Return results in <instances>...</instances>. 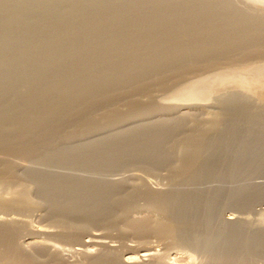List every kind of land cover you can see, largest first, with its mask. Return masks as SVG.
<instances>
[{
	"label": "rangeland",
	"instance_id": "374dc122",
	"mask_svg": "<svg viewBox=\"0 0 264 264\" xmlns=\"http://www.w3.org/2000/svg\"><path fill=\"white\" fill-rule=\"evenodd\" d=\"M56 1L59 2V0H56ZM81 1H83V0H81ZM81 1L78 0L76 2L79 3ZM113 1H114L113 3L115 6L114 7L112 6L110 9L105 7L104 8L105 10L103 9L102 13H104L105 16H109L110 14H112L113 11H116V10H118V11L121 10V12L124 11L122 13H125V15L127 14V16H128V17L126 16V19L128 21L125 22V24L128 23V25H127V27L126 26H123V27H124V29L125 28H132L133 31H132V35L128 36L130 38V40H128L129 38L127 37L128 38V39L126 38L127 40L125 38L122 39L123 42H121L122 41L121 40L118 43L111 42V44L112 43L115 45L119 44L118 46L121 47V45L123 43L127 45V43H129L127 41H130L131 42L130 44H133V42L135 44H137V42H139L141 39H143V41L145 39V41L147 40L146 41L147 45L148 44L149 45L145 46L146 43H144L145 45H142L143 43L139 42L140 45L137 44L136 45L137 48L139 46L140 47L143 46L142 48H143V50H145V52L143 51V53H144V55L148 56V57L147 56H144V57H147V59L151 60V62L153 61V59L156 60V61L152 62L150 67L147 65L148 67L143 66V68H140V69L138 68L139 71L142 69L140 71L141 73L144 70V72L142 74L140 73L142 78H139L140 76L139 77L137 76L136 78L133 79L134 81H132V79L129 76H125L124 80L127 77L126 80L131 81L132 83L128 82V81L123 82L124 81L123 80L124 71L121 70L122 69L121 68V69H118L119 71H117L116 73L122 74V72H123L122 75L119 74L118 76H116L117 74L115 73V76H114V77H116V78H114L115 80L113 78L112 79L110 78L108 80V78H107L108 76L106 77V75H110V73L106 74L107 72H103V71H105V69H106V71L109 69L104 68V67H102V68L99 67L101 69L100 70L98 68L100 70L99 74L103 75L105 73V76L103 75L105 78V81L107 80L106 82H108L110 85L114 86V84H113V80H114V83L116 82L115 86L114 87L112 86V88L109 89L108 88L109 84L105 83V84H108V85H105L102 82L103 86L106 87L105 91H104V88L102 86H100L102 88H98L99 85L102 84V83L99 84L100 82H98V81H101L103 78L101 75H99L100 79H98V81L96 80L98 82V84L96 86H98V87H96V86L92 87L91 86L92 91L94 92L96 88L98 89V90L96 89L97 91H100L102 89L100 91V94L102 91L105 94L102 93L101 95H103V96H101L99 93H97V91H95L97 93L95 95L99 94L100 96L98 95L97 97L95 96V98H94L93 92L90 91L91 89H89V91L92 92L91 96L93 95L91 97V99L89 97V99L87 100V98L85 99V97H82V100H83L82 101L81 97L78 98L82 102H80V101L78 102V99H76V100L73 99L74 102L70 101L73 104H70V102H69L68 106L63 107V110H65V111L62 110V112L59 111L62 109V107L59 110H57L59 107H53L55 109L50 108V102L47 101L49 97L47 98V96H49V94H54V95L56 94L55 96H59L60 97V98L58 97L59 99L63 98V99H61L60 102H62V103L66 102L65 100H69V98L73 96L72 95V94H74L73 92L75 91V93H76L77 90H79V87L81 86V84L85 83V82H83L84 80H82V78H84L86 80V78L88 77L87 73H82V74L80 73L81 75L79 74L78 76L76 74L77 79L81 78L80 79L81 82L76 80V76H75L74 81H68L65 77H58L59 79H57L56 77H55L56 79L53 78L47 84L48 86H46V89L49 92L47 94V96H45L46 95L45 93H37L38 94V96H37V94H35L34 92H25L24 88H26L27 85H30V83H31L30 79H27L28 81L27 80L24 81V79L21 77L22 74L25 75V72H26L25 70L28 69V68H26V67H28L26 65H23L24 70L22 69V67L18 69L19 75L15 74L16 72H18L16 70H10L9 71L10 72V73H8L9 77L10 78H11V76L17 77L16 78L17 80L15 79L11 84H8L6 86L0 85V86H2L1 87L2 90L0 89V92L4 91L3 88L5 89V91L3 93H0V138L5 139V140L4 139L0 140V230L5 229L6 231H9V234H10L8 237V239L10 241L9 240L7 241L8 246H6L5 248L8 247L10 250L12 249L13 252H11L7 248L10 251V255L13 256V254H14V256L17 255V257L18 256L20 257L21 264H25V262H27L26 264H28L29 260H33V261L35 260L34 264H95L98 262L100 263L106 259H107V261L110 262V264H206V263L209 264L208 263L209 259L214 254L215 248L217 246H219L222 242H224L229 237L234 223H240V224L244 225L245 228L249 229L250 231H253V230L257 231L258 229L264 230V196L261 198L262 200L259 199L258 201L250 203L251 205L250 204L248 205V203H246L247 201L243 202L245 204L239 205L240 203H242L241 201H244V199L246 197L251 196V198H252V196H253V198H255V196L261 194L262 190H264V156H263L264 155L263 154V151H264V142H263L264 141V133H262L264 131V83H263L264 82V74H263V72H264V69H263L264 68V39H261V37L264 38V34L262 33V32H264V30H262V28L264 29V25H263L264 23H262V22H264V18L262 15H264V14H261L262 12H264V0H246V1L241 0L239 2H238V0H231L232 2H229L230 0H226L230 4L232 3L231 4L232 6L234 3L233 8L230 6L229 7L227 6L229 8V11L225 9L227 7H225L226 1L224 2V0H222V1L217 0L218 2H215L216 1L215 0V1H213V2H215L214 4H212L213 2L211 0H207L206 6H204L206 0H204L205 2L204 1L197 2L195 0L198 6L196 5V3L193 0H190V1H193L198 8L194 5L193 2H190L188 0L189 3H191L194 6V9L196 8L195 10L193 8H191V7H193L191 4H190L191 6L188 5V1L185 3V0H178V1L173 0V3H172V5H170V8L172 6L174 9L176 8V11L172 8H171V10H172L171 11L169 7L164 5V2H163L164 0H161L162 1L161 3L160 2H153V5L150 4L149 7H151V9H149V8L147 9L146 8L147 5H143L144 8H142L143 6H141V8H142L141 10L143 11L142 13H140L141 12L139 9L140 7L137 8L138 5L137 6L131 5L130 6L131 9H130V7L126 6L128 8V10H127L125 6H124L125 8H123V6H121V4L123 5V3H124V2H122L123 0H121V1L117 0L118 1L117 3L121 2L119 4V7H118L117 3L115 2L116 0H113ZM208 1L210 3L212 2L211 4L214 5V7H218V8L214 9V7L209 6L210 3H208ZM219 1H221V2H219ZM234 1H236L237 4ZM243 2L244 3L246 2V5L249 4L248 5L249 9H247L248 7L246 8V5ZM183 3L187 4L189 7L185 8V5ZM219 3H222L221 7L224 10L220 6H218ZM156 4L158 6H160L159 4H161V6H165V7L169 8V10L167 8H166L167 10H165V7H162V8H164V14L165 15H163V12H161V10H162V9L160 10L161 7H156L157 9L155 8V10H156V12H158L160 10V13L162 16H169L168 18H171L172 22H173L174 18H176V19L181 18V20H183V17H184L186 20L188 18H189L188 20H190L189 16H191V20L196 19L197 20L196 22H198V23L195 22L196 24H195V27H193V29L195 28L197 31L194 30V32H197V33H194V32L192 33V35L195 34L194 35L195 37L192 36L190 33L189 34L192 36V38L190 35L188 36L187 33L184 34L185 30H186V32H188L187 30H189V28H190V27L187 28L188 22L187 21L184 22L185 19L182 22L187 23V24L180 23L179 26H174V23H173V25H170L171 20L167 21L169 19H167L166 17H162L163 18L162 19L159 12L157 14L153 13V12H155V10L153 11V9L156 6ZM235 4H236V6H235ZM67 5L68 4H64L65 7L61 6V7L57 8L56 11H59V14L61 12L60 15H62V11H61L62 8H63L62 10L64 13L70 11L71 9H68V8H70L71 6H70V4L68 6ZM227 5H229V4H227ZM237 5H239V6H237ZM135 6H136V8H135ZM201 6H203V7L208 6V7L205 9L200 8V9H203L201 12V10L199 9V7H201ZM132 7H134L133 10L135 9L134 11L136 12V14L134 11H131ZM209 7H212L211 8L212 10L208 9ZM241 7H242V9H241ZM178 8H181L178 10L180 13L177 12ZM183 8H185L187 11H185ZM234 8H235V10L239 9L238 11L241 14L245 11L246 16H250L253 14H255L257 16H259L258 14H260L261 16L259 18V17L254 15V17L250 16L253 18L248 17L249 18L248 19V18H246V16H244L245 13H243V17L240 18V20H238L239 22H237L236 24L233 23V25H232V23L229 22V21H231V19H229V18H232L231 16H233L231 14L237 15V13H239L238 11L234 12L235 11ZM48 9H49L48 7H47V9H44V11L46 10L45 12L41 9H38V10H40L39 14L45 15L46 13H50L52 9H50V11ZM85 9L86 8H84L83 10H85ZM107 9H108V11H107ZM122 9H125L127 12L125 10H122ZM145 9H146V12L149 11L147 13V15L149 14V16H151V17H149V16L147 17V15L145 13ZM198 9L201 12V14H199L200 17L196 13V11ZM206 9H207V11H206ZM220 9H222L223 11H221ZM111 10H112V12H111ZM192 10L195 11V13L197 14L195 16L196 18L193 17V19H192V14H193ZM231 10H234V11H231ZM240 10H243V12ZM247 10H250L251 12L247 11ZM56 11H54V12L58 13ZM138 11H139V13H137ZM150 11H153V12H150ZM166 11H168V13ZM210 11H211V13H210ZM219 11L221 13L214 15V12L217 13ZM227 11L229 13H227ZM83 12L84 11H82V13ZM92 12H93V10L91 11V13L87 12L89 14V15L87 14L88 16L86 15V13H85V15H84V13L82 14L84 16V17L82 16L84 21H86V19H87L86 22H89V21L91 22L92 18L95 17L94 15L96 13V12L95 13L94 12L92 13ZM172 12H174L175 14L178 13L177 15H180V16H176ZM184 12H186V14H184ZM189 12H191V13H189ZM200 12H198V13H200ZM205 12L206 13L208 12L207 15L205 14ZM132 13L135 14V16L132 15ZM144 13H145V15H143V18H142V14H144ZM151 13L155 14L156 19L153 16V18L155 19L154 20L155 23H154V21L153 22L151 21V20H153V18H152L153 14L150 15ZM187 13H189V15H187ZM222 13L225 15V17H228V18L222 19L224 17L222 15ZM248 13H249V15H248ZM91 14H93V15H91ZM137 14L138 15L140 14V15L137 16ZM202 14H204L205 17L204 16L202 17ZM209 14H211V15L213 14L212 16H214V17H212ZM227 14H230V15L228 16ZM241 14H239L238 16L241 17L242 16ZM25 15L28 18L31 14L28 15V13H25ZM40 15H38V17L35 16L34 18H36V19H34L33 17L31 19L38 21V23H40L41 19H42V18L39 19ZM157 15L160 18V21H158L159 19H158V17H156ZM218 15H220V16L218 17ZM144 16L151 19L149 21L151 23V25H150V27L147 26L146 30L151 28L149 31H151V30H153L154 32L157 31L155 34L152 33L153 32L152 31L151 32L152 34H150V35L154 36L158 33V35H156V36L161 38L160 41L162 40V38H166V37L168 39H170L171 42L168 41L167 43H164L162 41V43H159V44H161L162 46L167 48L172 43L170 46L171 48L168 47L169 50H172V47H174L172 51H169V52H172V54H171L172 57H170V58L169 57H163L164 54H162L161 50H158L159 51V53H158L157 50L152 49V46L155 45L156 43L151 42V41H153L151 39H155L154 37H156V36H154V37L150 36L151 38L146 36L145 38H143L146 35L145 32L144 33L141 32L142 35H140V34L136 35V33H134V32L141 30V24L140 25H138V24L142 23V20H144V19L147 20L146 17H144ZM181 16H183V17H181ZM216 16L219 19L221 18V20H219V21H218V18L216 19L218 22L223 21V23H222L223 25H224V23H226L225 26H223L221 24V22L219 23V26L221 24V26H223L224 28H220L221 26L217 27L215 24V22H217V21L214 22L215 25L212 23ZM186 17H188V18H186ZM164 18L166 19L165 23H164ZM204 18H205V20H202ZM244 18H246V20H243ZM161 19H162V22H161ZM227 19H229V20L227 21ZM253 19H257V20H253ZM156 20H157V22H156ZM248 20H250L251 22ZM260 20H261V22H260ZM226 21L230 24H228ZM131 22L133 24L134 23L137 24V22H139V23L137 25L134 24L135 25L134 26L131 24ZM158 22L159 23L161 22L160 26H159ZM166 22H169V23H167L168 26H167ZM207 22H209V24L212 23L213 26L216 27V29L212 26V24L210 26L207 25ZM246 22L249 24H247ZM253 22L254 23L257 22L259 24L261 23L262 28L260 29V25L257 23H256L257 24L256 25ZM163 23L166 26L163 25ZM243 23H246V24H243ZM199 24L201 25V27L199 26ZM205 24H206V26H208V27H206L207 29L204 28ZM253 24L255 26H257V28ZM145 25H147V24H145ZM197 25L199 26V28ZM227 25H230L229 27H231V25H232V28L231 29L228 28ZM236 25H237V28L235 27ZM242 25H244L243 29H241ZM251 25H253V26H251ZM136 26H137V28H135ZM139 26H140V28H139ZM158 26L159 27L163 26V28L161 27L163 33L161 32L160 28L157 29ZM184 26L186 27V29ZM233 26L235 28H233ZM20 27H21V25L20 26L18 25L16 27H14V29H13L14 30L13 32L15 34H16V32L18 34L23 33V34H21V36L17 40H15V42H13V44H8V45L4 44L3 45L2 42H3V38H4L5 33L3 31H0V36H1L0 46H5V45L7 46V47H1L0 48V50H1L0 53L2 52L0 54L1 56L6 55L5 51L7 50V48H12L11 46H15V45L18 47L22 46L23 48L26 46V48H27L26 54L27 53L30 54V56L29 55H26V56L31 57L35 54V51H38V49L40 47L41 48L44 47L46 50L48 48V51H47L48 55L51 54V53H49V51L50 50L53 51V49L55 48V46L57 47V45L64 46L65 48H67V50L70 49V47L71 48L75 47L74 50H76L77 53L80 54L79 52L82 50V47L87 46L88 43H91L92 45L95 43L96 46H100L98 43L102 42V41L88 42L86 40H82V43H81L80 38L76 41H73L70 38H67L65 41L59 42L57 40L55 41V39H54V40H51V42L54 44L56 42V44L54 46L50 41L42 43V41L41 40L39 41V39H37L35 41L32 39V36H35L37 34L36 32L38 30L35 27V25H33L32 27H30L28 30H26L24 32H21ZM166 27H167L168 32H169V30L171 31V35H172V33H173V35L175 34V37L172 36L173 37L172 38L171 36H169L170 32L169 33H166L167 31L165 32ZM183 27H184V30H183ZM209 27L210 28L213 27L212 31ZM225 27H226V29H225ZM238 27H241L240 29L242 31L238 30ZM252 27H254L256 29L254 30ZM115 28H116V26L114 27V29ZM119 28H121V27L116 28V30ZM180 28H182L184 33L179 32ZM217 28L218 29L220 28V29L217 30ZM17 29L19 30V32ZM172 29L175 32H172ZM198 29H200V30H198ZM158 30H160L161 33H159ZM229 30L231 33L229 32ZM232 30H234L235 33L232 32ZM256 30L258 32L261 31L263 36H261L260 32L258 33L260 35L256 34L257 33V32L255 33ZM199 31H201V33ZM206 32H207L208 36L212 35L214 41H213V39L212 40L209 39L212 37L209 36V38H208V36L205 35ZM240 32H242V33H241V35H239V38H238L237 34H240ZM137 33H139V32H137ZM164 33H166V34H164ZM113 34H115V33H113ZM134 34L136 35L135 39L133 38L135 36ZM148 34L149 33H147V35ZM198 34H200V35H198ZM201 34H202L203 38H205V36H207V39H204L205 42H202V44L199 42H195V43H197V45H200V47L199 46L197 47L194 45V41H196V38L198 40V36L201 37ZM224 34H226V35H224ZM227 34H229L231 37ZM177 35L179 38L178 37L176 38ZM186 35H187V37H186ZM196 35H198V36H196ZM252 35H253V38L252 39L250 38V40H254L256 42L250 41L251 43H248V42L246 43V41L249 39V38H247V36L251 37ZM138 36L140 39L136 40V39H138L137 38ZM218 36H220V38ZM227 36H229L230 38L229 37L227 38ZM255 36L257 37V39ZM147 37L150 39L149 43H148ZM174 38H176V40L179 41V43L174 41L173 40ZM190 38L191 39L195 38V39L192 42V40L190 41ZM215 38H217V39H215ZM235 38L238 39L239 42H237V40ZM242 39H243V41H242ZM30 40L32 42H30ZM215 40H216V43L219 42L218 43L219 47L221 44L225 43L226 46H225V44H223V47L221 45L222 48L225 49V47H226L229 49V47H230V49H231V46L235 47V48L234 49L232 48L229 51H227L228 49L227 50L225 49L224 50L225 52H224L221 47H220V49H218V47H217L218 44L215 43L216 44L215 47L218 49L215 51L214 50L215 47H213ZM223 40H224V42H223ZM232 40H234V42H232ZM28 41H29L30 45L28 44ZM83 41H84V44H83ZM181 41H184V43ZM189 41H190L192 46L189 44ZM24 42H26V44ZM125 42H127V43H125ZM207 42H209L210 44L208 43L209 44L208 45ZM220 42H221V44H220ZM226 42H230V43H226ZM109 43L110 42L107 41V42H102V44L101 43L100 44H101V46H105V45L108 46L107 44H109ZM182 43L184 44L183 45L184 47H187L186 49L182 46ZM231 43L234 45L236 43H238L239 45L236 44L237 46L236 45L234 46V45H231ZM245 43H246V45H245ZM39 44H40V46H39ZM43 44H45V45L43 46ZM81 44H83L82 47H80ZM91 44H89V45H91ZM111 44H109V46H113V44L112 45ZM124 44L122 47L125 49L126 46ZM205 44H206V47H203V46H205ZM211 44H213V45H211ZM77 45H79V46H77ZM201 45H203V46H201ZM36 46L38 49L35 48ZM48 46H52V47H48ZM128 46H133V45H128ZM180 46L183 47L182 50H180L181 49ZM210 46H212L213 49ZM227 46H229V47H227ZM241 46H242V48H241ZM32 47H33V49H32ZM147 47H148L149 51H146V50H148ZM175 47L180 50V51H178V55L181 56L182 55L181 53H183V55L185 57L183 55L181 57H179L178 55L176 56L177 52L175 51L176 54L174 52ZM189 47H191V48L195 47V48H194V50H193V48L190 50ZM50 48H53V49H50ZM144 48H146V49H144ZM188 48L190 51L193 50V52H189ZM197 48H198V50H195ZM4 49H5V51H4ZM184 49H185V51L183 52ZM187 50L189 53L186 52ZM209 50L211 53L209 52ZM219 50H221V51H219ZM150 51L151 52L157 51V52H154L155 54L153 53L154 54L153 55ZM201 51L202 52L204 51L205 54H204V52L200 53ZM212 51H215V52H212ZM146 52L151 53V54H146ZM206 52L209 54H207ZM160 54H162V57H158V56H161ZM185 54H187V55H185ZM196 54H197V56H196ZM201 54L203 56L204 55L205 56L203 57ZM48 55H47V57H48ZM156 55H158V56L156 57ZM130 57H134V59H132ZM135 57L136 56H133V54L129 55V57L126 58V60H125V62L126 61L127 62L126 63L124 62V66L127 65V67H128L129 64L131 66H132V64L134 65L133 62L136 61ZM188 57H190L191 59ZM48 58H50V57H48ZM162 58H164L163 64L165 63V61L167 62V64L165 63L166 65L164 64L165 67L163 66V64L162 65L160 64V63H162ZM165 58H167V60ZM178 58H179V60H177ZM180 58H182V59L180 60ZM186 58H187V60H185ZM108 60H107V62L109 64L111 62L110 60H112V59L108 57ZM159 60H160V62H159ZM191 60H193V61H191ZM181 61H183V62H181ZM187 61L189 63H187ZM157 62H159V63H157ZM111 64H112V62H111ZM171 64H173V65H171ZM152 66L155 70L152 69ZM161 66H162V68H161ZM146 68H147V70H146ZM157 68H158V70H156ZM21 69H22V71H24L23 73H21L22 72ZM102 69H103V71H102ZM120 71H122V72H120ZM254 71H256V73ZM11 72H13V73H11ZM109 72H110V70H109ZM258 72H260V73L262 72V74L259 73V75H257ZM143 74H144V76H143ZM242 76L245 77V80ZM246 76H248V77H246ZM254 77H255V79H257V81L254 80ZM260 77H261V79H260ZM104 78H103V81H104ZM209 78H211V80L213 82V84H212V82H210V88H209L210 91H208V95H209L208 97L210 99L208 97H206V98L201 97L202 100H201V98H199L198 100H194V101L191 100V102L187 101V100H189V98L191 96V94H190V92H192L191 89L195 88L194 85L201 84V83H199L200 80H201L200 82H202V83L204 81H209ZM246 78H248V79H246ZM252 78L256 82H254L253 80H250L248 82V80L252 79ZM258 78H259V81H258ZM110 80H112V84L110 83L111 82ZM75 81H77V83ZM96 81L94 80L95 83H97ZM117 81L121 82V83L118 82L120 84V86L117 84ZM50 82H51V84H50ZM55 82H56V84L59 85L60 88L59 87L56 88V87L52 86L53 84H55ZM61 82H62V84L60 85ZM252 82H254L255 85ZM27 83H29V84H27ZM75 83H76L77 87L75 86ZM95 83H94V85H95ZM124 83H125V85H124ZM128 83H130V84H128ZM245 83H247V85H245ZM248 83H249V85H248ZM116 84L119 87H117ZM192 84H194L193 88H190L192 86ZM251 85H253V86H251ZM61 86H64V87L66 86L65 88H67V90H69V91L71 90L72 93L71 92L68 93L69 91H67L66 89H64V87H61ZM70 86L72 87V89H70V88L68 89V87H70ZM242 86H247V87H242ZM249 86L252 87V89H250ZM16 87H17V89H16ZM248 89H249V91H246ZM179 90H180V92H178ZM240 90H241V92H240ZM6 91L8 93H5ZM242 91H243V93H242ZM185 92L187 93V95L189 97H187ZM237 93L240 94L241 96H243L245 94L246 95L243 97H240L237 95ZM1 94L3 96L5 95V97H3ZM42 94L44 96H42ZM7 95L9 97H7ZM30 95H31L30 98H33V99H30L28 97ZM184 95H186V96H184ZM248 95H249V97H248L249 99H248V101L246 100L247 101L246 102L243 99H247L246 97ZM34 96H36V97H34ZM179 96H181V97L183 96V97L181 98ZM231 96L232 97L235 96V97L232 99ZM23 97L25 98V100L27 102L24 101L25 102L24 103L22 101V100H24ZM19 98H22V100H20ZM28 98H29V100H28ZM92 98H94V99H92ZM227 98H229V99L227 100ZM236 98H238V102L237 103H231L232 106L229 103H227L229 105H227L225 103V101L231 102L233 100H236ZM241 98L243 101L241 100ZM185 99H186V101H185ZM13 100H14V103H13ZM51 100H53V98L49 99V101H51ZM91 100L94 102L92 103ZM249 100H250V102H249ZM2 101H4V102H2ZM6 101H8V102L6 103ZM15 101L18 102V105H17V103H15ZM37 102H40V103H37ZM75 102L77 104H75ZM241 102H243V103H241ZM223 103L227 107L225 105H223ZM14 104L17 106H14ZM20 104H22L23 106L19 107V106H21ZM33 104H34V107H33ZM37 104H39V105H37ZM43 104L49 105V108H48V105H45V106H47L46 109H48L47 112L45 111L46 109L44 108L45 106ZM80 104H83V105L85 104V106L87 104L86 108L84 109V110H86V109L88 110L87 114H86L87 110L86 111L83 110V108L85 106L80 105ZM89 104H90V106H89V108H87ZM185 104L186 105L189 104L190 106L186 107ZM40 105H42L43 107H41ZM92 105L94 107H92ZM235 105H237V107ZM29 106H31V107H29ZM38 106H40V107H38ZM69 106L70 107L72 106L70 108V111L72 109L71 112L68 111L69 109L67 110V108H69ZM74 106H76V107L78 106V107L77 108L75 107L74 108L75 110H74L73 109ZM36 107H37L36 110L32 109V108H36ZM29 108L33 110V111L31 110L32 112L36 111V114L38 112L37 110H39L40 108L41 109L44 108V110L40 109L41 112L39 111L40 113H38L37 116H33L36 114L31 113V111H29L30 110ZM12 110H14V111H12ZM49 110H52V111H49ZM53 110L54 111L57 110L58 114L56 112L54 113ZM80 111L81 112L83 111V113H81ZM42 112L47 114L48 120H46L47 118H45V119L40 118L41 116H44V115H41ZM49 112H52L53 114L52 113L50 114ZM63 112L67 113V117H66V113H65L64 114L65 118H62ZM68 112H70V114ZM84 112H85V115H88V116L83 115ZM80 113H81V115H78ZM21 114H23V115L25 114V117H22L23 115H21ZM54 114H56L55 116H57V118L54 116ZM13 115L18 116L20 119H18V120L13 119L12 118ZM68 115L71 117H69ZM4 116L7 117V119ZM50 116H53V118H55V120ZM77 116H80V118L77 119L78 118ZM35 117L40 118L41 120H39V121H42V122L35 124L33 128L29 127L31 129L27 128L26 125H27L28 121L31 119H35ZM59 117H61L62 119ZM68 117L70 120L73 119L74 122L72 120H71L72 122L69 120L71 123H69V121L62 123L64 120H67ZM85 117H87V118H85ZM242 117H243V119H242ZM1 118H3V120L5 118L7 123L5 120H4L5 122L3 123V120H1ZM84 118L86 120H84ZM88 118L90 119L89 120L90 125L88 124V121H87ZM58 119L60 120L59 122H58ZM92 119H93V121H92ZM77 120H79V122ZM83 120L85 123H83ZM90 121L92 122V124L90 123ZM256 121H258V122H256ZM55 122H58L56 128H55L56 124H54ZM259 122H261V123H259ZM5 123L7 125L8 124L9 125L6 127L3 126V124L5 125ZM20 123L23 124V126H21ZM48 123H49V125H48ZM59 123L60 124L62 123L63 126H62V124L60 125ZM213 123H215V124H213ZM216 123H217V125H216ZM39 124H41L43 126L41 127V125H39ZM84 124H87V126H89V127H87V126L85 127ZM19 125L21 128L19 127ZM59 125L62 126V128H60ZM213 125H216V126L213 127ZM9 126L11 128H9ZM24 126H26V127L24 128ZM49 126H51L49 129L51 131H53V129H54L55 133H54V131L51 132V131L47 130ZM246 126L249 127L248 130L250 133L256 134L254 132H257L258 134H256V135L258 137L262 136L263 138L260 137L261 139H259L257 137L259 140H256V135H253L255 137L254 138L252 135L248 136V135H250L249 132L243 133L245 131L242 130L241 127H243V129H244ZM2 127H4V129L6 128L5 130H9V131L12 128H14L13 130L10 131L11 133L13 132V134L15 133L14 135H12L14 138L10 135L11 133H9V136H8L7 133L9 131L6 132ZM15 128H17V129H15ZM35 128H36V130H34ZM256 128L257 129L259 128V130L261 129V131H259V130L255 131L254 129H256ZM32 129H33V131H32ZM200 129H202L201 131L203 133L205 131H207V133L205 132L207 135L205 134L206 136H204L206 138L203 137L205 139L206 143L207 142H208L207 144H209V143L213 144L214 143V145L222 143V148H223L222 151L224 153L221 157V160H220V163H219V166L217 169V174L215 176H213L209 182L206 183V191H205L204 197L202 196L198 200L196 199V190H195L192 182L187 181L185 184H183L181 186L183 188V190H186V194H188V197H189V200L186 204V217H187L186 219L188 222L190 233L193 236L195 234L198 235L200 237V240H201L198 247L195 245H192V246L185 245L181 242L177 243V241H174L171 239H163V238L156 236V235H153V234H150V235H146V234L145 235H134L133 233L127 232L128 229L126 230L124 225H121V224L119 225V223H116L115 224L116 226L115 225L112 226L113 224L110 222H108L107 224L102 222V224L100 223L101 225H99V223L94 224L91 226V228L89 227L86 230V232H88V233H86L84 230L85 233L84 232L82 233L81 231L79 233L75 232V234L73 233V235L71 234L69 236H65L66 237L65 238V237H63V235H61L62 233H61L60 229L59 228L56 229V226H55V221L59 219L58 216L51 211L49 205H47L44 197L40 193L38 184L35 182V180H33L34 178L31 177L32 175H30V170L33 169V166L35 167V165H33V164H36V165L39 164V165H37V168L40 169L43 167L44 170L47 168L46 170H49V171L54 173V172H58L59 169H57V167L54 168V167L50 166L53 163L55 164V163H59L63 160L65 161L66 157H71V156L75 157L77 153H79V154H77V156L78 155L79 156L78 157L76 156L78 159L82 158V156L85 158L93 159L94 157H91V156H96V155L98 156V154L100 152H102V151H96V150H100V149L105 150V148L107 151H114L115 152V150H113V147H115L116 151L118 153L121 152L122 155H125L124 157H121L122 160L128 159L129 158L128 154L132 155L135 153V152L132 153L129 150L130 148L133 150V147H131V145L132 144L135 145V143H137V140H138V138H140V135H141V134L139 135V133H141V131H143V134H142L143 136H141V138L139 139V140H141V142L138 141V143L139 142L140 143L139 144L137 143L136 146H140V144H141L145 148H147V150L149 149L147 151L143 146L142 147L140 146L141 150H142L141 151L142 154L147 153L149 157H146V156L142 157L141 156V159H139V157L136 158L134 156V158L136 159V160H134V158H132V156H130L133 160L125 162V165L121 163L122 165L119 164V165H117L118 167L115 166L113 168L112 167L109 168L108 171L114 170L115 172L110 171L109 172V173H111L110 176H109V174H106V175H108L106 180H110L108 184H107V181H105V178H106L105 175H103L105 177L104 178L103 176H101L97 173H94L91 171L89 173V171H87L88 174H86V176L88 175V177H90L91 176L90 174L93 173L94 176L97 174L96 177H99L100 179H102L101 181H105L106 183L102 182L105 185H109L112 182L111 184H113L114 187L117 188L116 198H118L119 200L121 198L123 199V198H127V197L130 198L131 197L130 204L126 209L122 210L120 207L118 209V212H117V210H115V214H116V217L118 219L120 218V214H121V216H123V213L126 212L127 214H129V217L131 218L132 221H137L138 219L141 220L142 218L146 219V217H147V219H150L151 222H153L157 225H163V226L172 225V222H173L172 218L166 212L164 207L159 204V201H162V199L163 200L168 199L169 197L172 198V195H173L175 189L177 188L176 185L179 182V178L175 174V169L178 168V166L180 164V159H178L179 154H180L179 153L180 144H182L184 142L187 143L190 140H192L193 137L201 135L202 132L200 131ZM208 129H209V131H208ZM233 129H234V131L236 130L238 134L236 133V131L235 132L233 131V133H231ZM60 130H62V131H60ZM248 130H246V131H248ZM30 131H32V132H30ZM46 131L48 134L51 133L50 137H49L50 139L53 137L54 138L51 140L49 138L47 139V137L49 135L46 133ZM56 131H57V133H56ZM58 131H60V133ZM24 132H26V133H24ZM52 133H54V134H52ZM134 133H136V136L134 135ZM137 133H138V135H137ZM195 133H196V135H195ZM239 133H240V135H239ZM55 134H58V135L54 136ZM131 134H133V136ZM234 134H236V135H234ZM241 134L242 135L246 134L245 135L246 138H244V135L242 138ZM208 135H211L210 136L211 138ZM230 135H233V137H230ZM5 136H7L6 137L7 139H9V143H6L7 145L5 144V142H8V140L5 138ZM15 136L16 137L20 136V138L19 137L16 138ZM22 136L24 137V139L21 140ZM28 136H29V139H28ZM126 136H128L127 139H126ZM237 136H239V137H237ZM40 137H42L43 139L45 138L44 139L45 144H44L43 139ZM152 137H154V138H152ZM229 137H230V139H229ZM247 137H249V139H247ZM250 137H252V138H250ZM31 138H33V139H31ZM121 138H123L122 140H124V141H122ZM130 138H132V140ZM233 138H234V140L238 139V141L235 140L236 141V143H235ZM11 139H12V144H11ZM38 139L41 140L43 145H45V146H43L41 144V141H39ZM212 139L214 142L212 141ZM242 139L243 140L247 139L249 142L247 140L243 141ZM262 139H263V141H262ZM3 140H4V142H3ZM46 140H49V141L47 142ZM127 140L129 141V143H127L128 142ZM159 141H160V143H158ZM218 141H219V143H218ZM239 141H241V144H239L241 146V148H240L241 150L244 148L243 146H245V144H246V146L248 145L250 147L249 149L252 148L253 151L255 150L254 152L252 150H250V151H252V153H250V151L247 152L248 153L247 155L249 157L253 153L256 155V153L259 154L260 152H262V154L261 153L259 155L257 154L258 158L255 159L256 160L255 164H254L255 166L253 165L254 167H252L250 170H248V172H246V174H251L249 177L252 176L249 180H247L248 186L244 187V188L242 187L241 190L236 191L234 189L235 184L233 183V181H235V180H232L231 177H232V173L235 169V167H234L235 163L237 165V163L239 161L238 157L240 158V154H241V153L239 154V150H240V149L238 150L239 147L238 148L236 147V144H238L237 142H239ZM253 141H255L254 142L255 144L253 143ZM116 142H121L124 147H122V144H120V143L118 144ZM132 142H135V143H132ZM144 142H146V143H144ZM243 142H245V143H243ZM256 142L258 144H256ZM19 143L22 145L27 143L28 146H29V144H31L32 146L31 145L30 146L32 147V149L30 148V146H29V148L31 150L27 147V145L21 146ZM100 143L102 145H104V148ZM1 144H2V146H1ZM18 144H19V147L17 146ZM33 144H34V146H33ZM128 144H129V147H128ZM152 144H154L155 146ZM227 144H229V146L231 145L229 147L230 148L229 151L227 148L228 147ZM35 145H37L36 146L37 148L35 147ZM109 145H111V146H109ZM119 145H121V146H119ZM148 145H151L150 146L151 148L148 147ZM252 145H253V147H252ZM25 146H26V148H25ZM38 146H39V148H38ZM92 146H93V148L94 147H96V148H94V150H93ZM225 146H227V147L225 148ZM254 146H256L255 149H253ZM14 147H17L15 149L18 152L14 149ZM257 147L259 149L258 150L259 152L256 151ZM119 148H122L121 149L122 151ZM126 149H128V150H126ZM143 149H145V150H143ZM13 150H15V151L13 152ZM24 150L27 152H24ZM151 150H153V152ZM89 151H91V152H89ZM206 151L208 152L209 149H206ZM16 152L18 154H16ZM88 152L90 153V155ZM95 152L97 154H95ZM125 152H127V153L129 152V153L125 154ZM138 152H140V151H138ZM155 152L156 153L159 152L161 154L157 153L158 155L155 154L156 155L155 156L153 154ZM209 152L207 155H209ZM51 153H52V155H51ZM62 153H66V154L63 155ZM92 153L95 155H93ZM56 154H57L58 158H56L57 157V156H55ZM60 155H62V156H60ZM59 157H61L62 159ZM156 157H157V159L155 161V159H153V158H156ZM53 158L54 159L56 158V159L54 160ZM142 158H144V160ZM245 159H246V157H245ZM48 161L52 162L48 165V166H50L49 168H48L47 163H46ZM88 161H91V160H88ZM123 161H126V160H123ZM78 163L81 164V162H78ZM45 164L47 167L42 166ZM80 164H78V165H80ZM233 164H234V166H233ZM55 165L57 166L58 164H55ZM244 166H251V165H249V163H247V161H246L244 163ZM53 168H54V170H53ZM60 171H63V170H60ZM81 172L82 171H79L78 174L79 175L82 174L84 176V178H88L84 175V173H87V172H85V171H84V173H81ZM75 173H77V172H75ZM214 173H216V170L214 171ZM94 176L92 178H89V179H94L95 178ZM116 181H118V182H116ZM175 186H176V188H175ZM232 187H233V190H232ZM146 192H147V194H146ZM146 195H148V196H146ZM22 196L27 197V199L29 201L28 206H25V207L18 206L19 205L18 202ZM154 199H156V200H154ZM153 201L158 202V203H155ZM238 202H240V203L238 204ZM53 214H55V216ZM53 216H54V218H53ZM56 216H57V218H56ZM103 223H104V225H103ZM53 224L55 227L53 226ZM105 225L106 226L108 225L109 227L108 226L106 227ZM207 227L210 229V232H211V236L208 239H206V234H205ZM91 233H92V236H91ZM98 235H100V237H98ZM59 236H61V237H59ZM93 236H95V237H93ZM31 238L49 239V240H51L52 244L39 246L37 244H34L31 240ZM3 248L0 247V249H3ZM181 248H186L189 252V255H185V256H179L178 255L179 256L178 257L176 255V252ZM14 249L17 251H15ZM146 251L148 252V256L142 257L145 255L144 252H146ZM14 252H17L18 254L17 253L15 254ZM131 255H134V257H136V260H134L133 262L128 261L129 257H131ZM256 264H264V257H261L260 259H258Z\"/></svg>",
	"mask_w": 264,
	"mask_h": 264
},
{
	"label": "bare ground",
	"instance_id": "6f19581e",
	"mask_svg": "<svg viewBox=\"0 0 264 264\" xmlns=\"http://www.w3.org/2000/svg\"><path fill=\"white\" fill-rule=\"evenodd\" d=\"M76 1H78V0H59V2H57L56 0H0V31H3L5 34H4V38H3V42H2V44L4 45V44H6V45H8V44H13V42H15V40H17L20 36H21V34H23V33H20V34H18L16 31V34L13 32L14 30V27H16V26H20L21 25V27H20V30H21V32H24V31H26V30H28L30 27H32L33 25H35V27L38 29L37 30V34L35 35V36H32V39L35 41V40H37V39H39V41L41 40L42 41V43L44 42H48V41H50L51 42V40H54L55 39V41L57 40V41H59V42H62V41H65L67 38H70L71 40H73V41H76V40H78L79 38L81 39V43H82V40H86V41H88V42H96V41H102V42H110L109 44H111V42H113V43H118V42H120L123 38H127L128 36H131L132 35V31H133V29L132 28H125L124 29V27L123 26H126L127 27V25H128V23L127 24H125V22H127L128 20L126 19V16H127V14L125 15V13H122V12H124V11H122L121 12V10H116V11H113L112 12V10H111V12H112V14H110L109 16H105V14L104 13H102V11H103V9L105 8V7H107V8H111L112 6L114 7L115 5H114V1L113 0H83V1H81V0H79V1H81V2H76ZM119 1V0H118ZM117 0L115 1L116 3L118 2ZM121 1V0H120ZM174 1H176V0H174ZM178 1V0H177ZM188 0H185V3L187 2ZM190 1V0H189ZM189 1H188V5L189 6H191L192 4L191 3H189ZM195 3H196V1L197 2H202V1H204V0H193ZM193 1H190V2H193ZM212 2L213 1H215V0H211ZM222 1V0H221ZM221 1H219V2H221ZM226 0H224V2H225ZM239 1H241V0H238V2ZM246 1V0H245ZM122 2H124L123 3V5L121 4V6H123V8H125L126 6L127 7H130L131 5L133 6V5H138L137 6V8H139L140 9V13H142L143 11L141 10L142 8H144V6L143 5H147L146 6V8L148 9H151V7H149L150 6V4H152L153 5V2H162L161 0H123ZM164 2V5H166L167 7H169L170 8V5H172V3H173V0H164L163 1ZM184 2V1H183ZM193 2V3H194ZM205 2V1H204ZM203 2V3H204ZM211 2V3H212ZM215 2H218L217 0L215 1ZM215 2H213L212 4H214ZM229 2H232L231 0L229 1ZM229 2H227L226 1V3H225V7H234V3H233V6L229 3ZM235 3H236V1H234ZM121 3V2H120ZM120 3H117V5H118V7H119V4ZM185 3H183L184 5H185V8H188L189 6L187 5V4H185ZM195 3H194V5H195ZM202 3V4H203ZM208 3H210L209 1H208ZM209 4V6H212V7H214V5H212V4ZM223 3V2H222ZM222 3H219V5L218 6H222ZM244 3V2H243ZM64 4H70V8H68V9H71L70 11H68V12H66V13H64L63 12V8L61 9V11H62V15H60L61 14V12H60V14H59V11H56V9L57 8H59V7H61V6H63V7H65L64 6ZM149 4V5H148ZM155 4V3H154ZM158 4V3H157ZM156 4V6L154 7V9H153V11L155 10V8L156 7H161L160 8V10H161V12H163V15H165L164 14V8H162V7H165V6H161V4H159L160 6H158ZM163 4V3H162ZM191 4V5H190ZM200 4V3H199ZM221 4V5H220ZM224 4V3H223ZM227 4H229V5H227ZM237 4V3H236ZM236 4H235V6H236ZM240 4V3H239ZM245 5H246V2L244 3ZM67 5V6H68ZM151 5V6H152ZM196 5H197V3H196ZM195 5V6H196ZM207 5V0H206V2H205V4H204V6H206ZM217 5V4H216ZM215 5V6H216ZM249 5V4H248ZM248 5H246V8L247 9H249V6ZM125 6V7H124ZM136 6H135V8H136ZM141 6H143L142 8H141ZM187 6V7H186ZM193 6V5H192ZM198 6V5H197ZM196 6V7H197ZM237 6H239V5H237ZM241 6V5H240ZM47 7L49 8L48 10L50 11V9H52L51 10V12L50 13H44L45 15H43V14H39V11L40 10H38V9H41V10H43L44 11V9H47ZM126 7V9L128 10V8ZM167 7H165V10H169V8H167ZM184 7V6H183ZM208 7V6H207ZM207 7H203V6H201V7H199V9L200 8H207ZM212 7H209L208 9H211ZM219 7V8H220ZM225 8L226 10H228L229 11V8ZM245 7V6H244ZM243 7V8H244ZM84 8H86L85 10H83ZM133 8L134 7H132V10L131 11H134L133 10ZM167 8V9H166ZM171 8L172 9H174L172 6H171ZM171 8H170V10H171ZM185 8H183L185 11H187ZM191 8H193L194 9V6L193 7H191ZM198 8V7H197ZM216 8H218V7H214V9H216ZM222 8V7H221ZM121 9V8H120ZM130 9H131V7H130ZM157 9V8H156ZM179 9H181V8H178L177 9V12H179L178 10ZM196 9V8H195ZM194 9V10H195ZM198 9V10H199ZM223 9V8H222ZM222 9H220L221 11H223ZM231 9V8H230ZM238 9V8H237ZM241 9H242V7H241ZM67 10V9H66ZM93 10V12L95 13V17L94 18H92V20H91V22L89 21V22H86L87 21V19H86V21H84V19H83V13H84V15H85V13H86V15L88 14V13H91V11ZM105 10V9H104ZM122 10H125V9H122ZM138 10V9H137ZM144 10V9H143ZM160 10L158 11L159 13H160ZM175 11H176V8L174 9ZM173 10V11H174ZM196 11V13L198 14V16L200 17V15L199 14H201V12H202V10L203 9H200L201 10V12H200V10L199 11ZM212 10V9H211ZM234 10H235V8H234ZM234 10H231V11H234ZM239 10V9H238ZM238 10H235L234 12H236V11H238ZM245 10V9H244ZM28 11V12H27ZM46 11V10H45ZM44 11V12H45ZM54 11H56V12H58V13H55ZM82 11H84L83 13H82ZM107 11H108V9H107ZM110 11V10H109ZM126 11V10H125ZM148 11V10H147ZM153 11H150V12H153ZM172 11V10H171ZM170 11V12H171ZM206 11H207V9H206ZM209 11V10H208ZM227 11V13H229ZM240 11H242L243 12V10H240ZM247 11H250V10H247ZM254 11V10H253ZM38 12V13H37ZM88 12V13H87ZM92 12V13H93ZM106 12V11H105ZM127 12V11H126ZM130 12V11H129ZM135 12V11H134ZM133 12V13H134ZM149 12V11H148ZM148 12H146V9H145V13H146V15H147V13ZM158 12H156V10H155V12H153V13H158ZM167 13H168V11H166ZM198 12H200V13H198ZM226 12V11H225ZM233 12V13H234ZM239 12V11H238ZM251 12V11H250ZM249 12V13H250ZM25 13H28V15H30L28 18H27V16L25 15ZM41 13V12H40ZM64 13V14H63ZM132 13V15H134L135 16V14H136V12H135V14H133ZM137 13H139V11L137 12ZM145 13L144 14H142V18H143V15H145ZM153 13H151L150 15H152ZM172 13H174V12H172ZM180 13V12H179ZM183 13V12H182ZM189 13H191V12H189ZM189 13H187V15H189ZM192 19H193V17L194 18H196L195 16L197 15L196 13H195V11H193L192 10ZM208 13V12H207ZM207 13L205 12V14L207 15ZM210 13H211V11H210ZM213 13V12H212ZM218 13H221L220 11L219 12H214V15L215 14H218ZM243 13H245V11L243 12ZM243 13L241 14L240 12L239 13H237V15L236 14H231V15H233V16H231L232 18H229V19H231V21H229V22H231L232 23V25H233V23L234 24H236L237 22H239L238 20H240V18H242L243 17ZM249 13H248V15H249ZM259 13V12H258ZM48 14V15H47ZM55 14V15H54ZM59 14V15H58ZM129 14V13H128ZM178 14V13H177ZM177 14H175L174 13V15H176V16H180V15H177ZM184 14H186V12H184ZM239 14H241L242 16L241 17H239L238 15ZM252 14V13H251ZM261 14H264V12H262ZM38 15H40V17H39V19L40 18H42L41 19V22L40 23H38V21H35V20H32L31 18L33 17H35V16H37L38 17ZM57 15V16H56ZM89 15V14H88ZM87 15V16H88ZM91 15H93V14H91ZM140 15V14H139ZM138 14H137V16H139ZM160 15H161V13H160ZM159 15V16H160ZM186 15V16H187ZM209 15H211V14H209ZM213 15V14H212ZM211 15V16H212ZM222 15L224 16L222 19H224V18H228V17H225V15L222 13ZM221 15V16H222ZM228 16L230 15V14H227ZM226 15V16H227ZM254 15L255 14H253V15H250V16H253L254 17ZM259 16H257V15H255V16H257V17H259L260 18V14H258ZM56 16V17H55ZM83 16V17H82ZM131 16V15H130ZM149 16V14L147 15V17ZM153 16H154V18H155V14H153L152 15V18H153ZM204 16V14H202V17ZM210 16V17H211ZM220 15H218V17H219ZM244 16H246V13H245V15ZM250 16H246V18H248V17H250ZM263 16V18H264V15H262ZM128 17V16H127ZM144 17H146V16H144ZM146 17V19L147 20H142V23H139V22H137V24L138 25H140L141 24V30L140 31H137V32H139V33H137V32H134V33H136V35L138 34H140V35H142V33L141 32H145L146 33V35L143 37V38H145L146 36H148L149 38H151L150 36H153V35H150V34H152V33H156L157 31H153V30H151V31H149L150 29H148V30H146L147 29V26H149L150 27V25H151V23L149 22L151 19H149V18H147ZM149 17H151V16H149ZM156 17H158V15L156 16ZM162 17H166L167 19H169V20H167V21H170L171 20V18H168L169 16H162L161 15V18ZM181 17H183V16H181ZM190 17V20H188L189 18L188 17H186V18H188L187 20L183 17V20H181V18H178V19H176V18H174V20H173V22H172V20H171V24L170 25H173V23H174V26H179V24L180 23H183V24H187V23H184V22H188V27L187 28H189V30H187L188 32H186V30H185V33L183 32V30H184V27H183V30H182V28H180V31L179 32H183L184 34H186L187 33V35L189 36L190 34L192 35V33L194 32V30H196L195 28L193 29V27H195V24L196 23H198V22H196L197 20L195 19V20H191V16H189ZM205 17V16H204ZM207 17V16H206ZM212 17H214V16H212ZM211 17V18H212ZM217 16L215 17V19H214V21L212 22L213 24H214V22L215 21H217L216 19L218 18ZM253 17H250V18H253ZM153 18V20H151L152 22L156 19H154ZM246 18H244L243 20H246ZM262 18V17H261ZM34 19H36V18H34ZM126 19V20H125ZM149 19V20H148ZM159 19V20H158ZM158 21H160V18L158 17ZM163 19V18H162ZM162 19H161V22H162ZM184 19H185V21H184ZM210 19V18H209ZM229 19H227V21L229 20ZM249 19V18H248ZM157 20H156V22H157ZM165 18H164V23H165ZM202 20H205V18L204 19H202ZM219 20H221V18L219 19L218 18V21ZM226 20V19H225ZM233 20V21H232ZM242 20V21H243ZM252 20V19H251ZM253 20H257V19H253ZM35 21V22H34ZM131 21V20H130ZM175 21V22H174ZM182 21H184V22H182ZM217 21V22H218ZM226 21V22H227ZM248 21H250V20H248ZM259 21V20H258ZM263 21V20H262ZM133 22V21H132ZM131 22V24L132 25H134V24H136V23H132ZM160 22V23H161ZM196 22V23H195ZM206 22V21H205ZM204 22V23H205ZM215 22V24H216V26L218 27L219 26V23L221 22V24L223 23V21H220V22ZM241 22V21H240ZM251 22V21H250ZM255 22V21H254ZM253 22V23H254ZM260 22H261V20H260ZM154 23H155V21H154ZM159 23V22H158ZM160 23H159V26H160ZM163 23V25H165ZM167 23H169V22H166V24ZM203 23V24H204ZM212 23H210L209 24V22H207V25H211ZM228 23V22H227ZM242 23V22H241ZM247 23V22H246ZM246 23H243V24H246ZM257 23V22H256ZM256 23H254V24H256ZM262 23H264V22H262ZM130 24V25H131ZM136 24V25H137ZM145 24H147V25H145ZM157 24V23H156ZM213 24H212V26H213ZM214 24V25H215ZM221 24H220V26H221ZM228 24H230V23H228ZM247 24H249V23H247ZM251 24V23H250ZM253 24V25H254ZM257 24H259V23H257ZM256 24V25H257ZM44 25V26H43ZM158 25V24H157ZM162 25V24H161ZM182 25V24H181ZM223 25V24H222ZM226 25V23H224V25L223 26H225ZM232 25H231V27H229L230 25H227L228 26V28H232ZM240 25V24H239ZM238 25V26H239ZM253 25H251V26H253ZM260 25V29L262 28V24L260 23L259 24ZM258 25V26H259ZM264 25V24H263ZM116 26V28H118V27H121V28H119V29H117L116 30V28L114 29V27ZM135 26V25H134ZM158 26V28L157 29H161V27L163 28V26H161V27H159ZM166 26V25H165ZM167 26H168V24H167ZM198 26V25H197ZM199 26L201 27V25L199 24ZM199 26H198V28H199ZM219 26V27H220ZM223 26H221L220 28H224ZM226 26V27H227ZM250 26V27H251ZM255 26V25H254ZM34 27V28H35ZM89 27V28H88ZM123 27V28H122ZM206 27H208V26H206V24H205V29H207ZM215 29H216V27L215 26H213ZM213 27H209L210 29H211V31H212V28ZM226 27H225V29H226ZM236 28H237V25L235 26ZM234 26H233V28H235ZM243 27H244V25H242V28L241 27H238V30H241V29H243ZM256 28H257V26H255ZM135 28H137V26L135 27ZM139 28H140V26H139ZM173 28V27H172ZM219 28V29H220ZM227 28V29H228ZM241 28V29H240ZM254 30L256 29V28H254V27H252ZM33 29V28H32ZM185 29H186V27H185ZM218 28H217V30H219ZM259 29V28H258ZM259 29V30H260ZM18 30V29H17ZM34 30V29H33ZM138 30V29H137ZM198 30H200V29H198ZM262 30H264L263 28H262ZM149 31V32H148ZM153 31V32H152ZM159 31V33H161L162 32V29H161V32H160V30H158ZM167 31V27H166V30H165V32ZM197 31V30H196ZM242 31V30H241ZM18 32H19V30H18ZM152 32V33H151ZM169 32H170V35L169 36H173V37H175V34L173 35V33H172V35H171V31L169 30ZM168 31L166 32V33H169ZM172 32H175V31H173V29H172ZM200 33H201V31H199ZM198 32V33H199ZM227 32V31H226ZM229 32H230V30H229ZM228 32V33H229ZM232 32H234L235 33V31L234 30H232ZM257 32V33H256ZM260 33H261V31H259ZM257 30L255 31V33L256 34H258L259 33ZM26 33V32H25ZM30 33V32H29ZM110 33V34H109ZM113 33H115V34H113ZM147 33H149L148 35H147ZM163 33V32H162ZM166 33H164V34H166ZM190 33V34H189ZM194 33H197V32H194ZM213 33V32H212ZM216 33V32H215ZM214 33V34H215ZM231 33V32H230ZM241 33L242 32H240V34H237V36H238V38H239V35H241ZM263 34H264V32H262ZM262 33H261V36H263L262 35ZM27 34V33H26ZM34 34V33H33ZM163 34V35H164ZM218 34V33H217ZM25 35V34H24ZM28 35V34H27ZM30 35V34H29ZM135 35V34H134ZM136 35L133 37L134 39H135V37H136ZM156 35H158V33L156 34ZM156 35H154V36H156ZM160 35V34H159ZM187 35H186V37H187ZM190 35V36H191ZM195 35V34H194ZM194 35H192V36H194ZM198 35H200V34H198ZM198 35H196V36H198ZM205 35H207V32L205 33ZM221 35V34H220ZM224 35H226V34H224ZM227 35H229V34H227ZM258 35H260V34H258ZM26 36V35H25ZM153 36V37H154ZM161 36V35H160ZM182 36V35H181ZM192 36H191V38H192ZM208 36V35H207ZM207 36H205V38H203V36H202V34H201V37H199L198 36V40H197V38H196V41H194V45L195 46H199L200 47V45H197V43H195V42H199V43H201L202 44V42H205L204 41V39H207ZM210 37H212V35H209ZM209 36H208V38H209ZM222 36V35H221ZM230 36V35H229ZM229 36H227V38L229 37ZM24 37V36H23ZM34 37V38H33ZM141 37V36H140ZM147 37V38H148ZM152 37V38H153ZM158 36H156V37H154L155 39H151V40H153V41H151V42H154V43H156L155 45H153L152 46V49L153 50H161L162 51V54H164L163 55V57H172V52H169V51H172L173 50V48L174 47H172V50H169V48H171L170 46H171V44H170V46H168L167 48L166 47H164V46H162L161 44H159V43H162V41L164 42V43H167L168 41L169 42H171L170 41V39H168L167 37L166 38H162V40L160 41V37H158ZM163 37V36H162ZM165 37V36H164ZM172 37V38H173ZM178 37V35L176 36V38ZM183 37V36H182ZM185 37V36H184ZM195 37V36H194ZM215 37V36H214ZM219 38H220V36H218ZM223 37V36H222ZM221 37V38H222ZM231 37V36H230ZM229 37V38H230ZM256 37V36H255ZM254 37V38H255ZM259 37V36H258ZM0 38H1V36H0ZM27 38V37H26ZM129 38V37H128ZM127 38V39H128ZM138 39H136V40H139L140 38H139V36L137 37ZM148 38V43H149V39ZM171 38V39H172ZM176 38H174L173 40L174 41H176V42H178L179 43V41H177L176 40ZM179 38V37H178ZM190 38V41L192 40V42H193V40L195 39H191ZM224 38V37H223ZM226 38V39H227ZM233 38V37H232ZM243 38V37H242ZM247 38H249L247 41H246V43L248 42V43H251L250 41H253V42H256V41H254V40H250V38L252 39L253 38V35L250 37V36H247ZM29 39V38H28ZM27 39V40H28ZM126 39V40H127ZM132 39V38H131ZM183 39V38H182ZM188 39V38H187ZM209 39H213V37L212 38H209ZM215 39H217V38H215ZM236 39V38H235ZM256 39H257V37H256ZM259 39V38H258ZM261 39H264L263 37H261ZM22 40V39H21ZM128 40H130V38L128 39ZM172 40V41H173ZM229 40V39H228ZM227 40V41H228ZM237 40V42H239L238 41V39H236ZM134 41V40H133ZM142 41V42H141ZM144 41H145V39H144ZM143 41V39H141L139 42L140 43H143L142 45H145L144 43H146V45L145 46H148L147 45V40L144 42ZM190 41H189V44L191 45V43H190ZM210 41V40H209ZM213 41H214V39H213ZM221 41V40H220ZM242 41H243V39H242ZM258 41V40H257ZM27 42V41H26ZM26 42H24L25 44H26ZM30 42H32L31 40H30ZM54 42V41H53ZM58 42V43H59ZM102 42H100L101 44H102ZM121 42H123V40L121 41ZM127 42H129V43H127ZM127 42H125V43H127V45L126 44H124L125 46V49L122 47L123 46V44L121 45V47H119L118 45L119 44H117V45H115V44H113V46H109V44H107L108 46H101V44L100 43H98L100 46H96V44L94 43L93 45L91 44V43H88L87 44V46H83L82 47V45L84 44V41H83V44H81V46L80 47H82V50L79 52L80 54H78L77 53V51L76 50H74V48L72 47H70V49H68L67 50V48H65L64 46H60V45H57V47L55 46V44H56V42H55V44L54 43H52L54 46H55V48L53 49V48H50V49H53V51H51L50 49V51H49V53H51L50 55H48V48H47V50L43 47V48H37V46L35 47L36 49H38V51H35V54L33 55V56H31V57H28V56H26V55H29L30 56V54H26V46L23 48L22 46H20V47H18V46H11L12 48H7V50L5 51V49H4V51H5V54L6 55H0V85H8V84H11L17 77H13V76H11V78L9 77V74L8 73H10L9 71L10 70H16V71H18V72H16L15 74H18L19 75V68H21L22 67V69H23V65H26V66H28V67H26V68H28L27 70H25L26 72H25V75L24 74H22L21 75V77L24 79V81L25 80H27V79H30V81H31V83L33 84H31L30 83V85H27V87L26 88H24L25 89V92H34L35 94H37V93H45L46 95L45 96H47V94L49 93L48 92V90L46 89V86H48L47 84L49 83V81H51L53 78H57V79H59L58 77H65L68 81H74L75 80V76H76V74H77V76L81 73H87V78H86V80L84 79V78H82V80H84L83 82H85V83H83V84H81V86L79 87V90H77V92L75 93V91L73 92L74 94H72L73 96L72 97H70L69 98V100H65L66 102H64V103H62V102H60L61 101V99H63V98H61V99H59L60 97L59 96H55L54 94H49V96H47V98H48V102H50V108H52V109H55V108H53V107H59L57 110H59L61 107H62V109L61 110H59V111H61L62 112V110H63V107H66V106H68L69 105V102L70 101H72V102H74L73 101V99H78V98H80L81 97V100H82V97H85V99L87 98V100L89 99V97H90V99H91V97L93 96H91V93L93 92L92 91V87L93 86H96L97 84H98V82H100L99 84H101L102 82L105 84V83H108V82H106L105 81V78H104V76H105V73L103 74V75H101V74H99V72H100V68L99 67H104V68H108L109 70H110V72H109V70H107L106 71V69H105V71H103V69H102V71L103 72H107L106 74H109L110 73V75H106V77L108 78V80L111 78H116V77H114L115 76V73L117 72V71H119L118 69H121V70H123L124 71V76H123V80H124V77L125 76H129L131 79H132V81H134L133 79L134 78H136L137 76L139 77V78H142L141 77V75H140V71L142 70H138V68L140 69V68H143V66L145 67V66H149L150 67V65L152 64V62H154V61H156V60H154L152 57V59H153V61L151 62V60H149V59H147V55H144V53H143V51L145 52V50H143V46H139L138 48H137V44L138 45H140V43L139 42H137V44H135L134 42H133V44H130L131 42L130 41H127ZM150 42V43H151ZM181 42H183L184 43V41H181ZM187 42V41H186ZM212 42V41H211ZM218 42V41H217ZM222 42V41H221ZM221 42H220V44H221ZM223 42H224V40H223ZM231 42V41H230ZM230 42H226V43H230ZM232 42H234V40H232ZM241 42V41H240ZM41 43V42H40ZM86 43V42H85ZM177 43V44H178ZM182 43V46L184 45ZM209 42H207V44H208ZM216 40H215V42H214V45L213 44H211V45H213V47H215V45L216 44H218V43H216ZM246 43H245V45H246ZM15 44V43H14ZM28 44H29V41H28ZM27 44V45H28ZM32 44V43H31ZM47 44V43H46ZM61 44V43H60ZM89 44H91V45H89ZM111 44V45H112ZM193 44V43H192ZM210 44V43H209ZM208 44V45H209ZM223 44H225V43H223ZM223 44H221L222 45V47H223ZM236 44H238V43H236ZM235 44V45H236ZM241 44V43H240ZM244 44V43H243ZM0 46V48L1 47H7V46ZM19 45V44H18ZM30 45V44H29ZM45 44H43V46H44ZM80 45V44H79ZM79 45H77V46H79ZM104 45V44H103ZM128 45H133V46H128ZM135 45V46H134ZM193 45V46H194ZM221 45H220V47H221ZM229 45V44H228ZM231 45H234V44H232L231 43ZM230 45V46H231ZM234 45V46H235ZM239 45V44H238ZM242 45V44H241ZM39 46H40V44H39ZM144 46V47H145ZM188 46V45H187ZM192 46V45H191ZM201 46H203V45H201ZM225 46H226V44H225ZM237 46V45H236ZM28 47V46H27ZM34 47V46H33ZM33 47H32V49H33ZM48 47H52V46H48ZM181 47V46H180ZM184 47V46H183ZM183 47H181V49L180 50H182L183 49ZM203 47H206V44H205V46H203ZM211 48H212V46H210ZM218 49H220V47H219V44H218ZM221 47V48H222ZM227 47H229V46H227ZM240 47V46H239ZM65 48V49H64ZM140 48V49H139ZM185 49L187 48V47H184ZM190 48V50L193 48H191V47H189ZM189 48H188V50H189ZM195 48V47H194ZM194 48H193V50H194ZM202 48V47H201ZM208 48V47H207ZM216 48V47H215ZM214 48V50L216 51V50H218L217 48L215 49ZM234 49L235 47H232L231 46V49ZM241 48H242V46H241ZM139 49V50H138ZM144 49H146V48H144ZM147 49H148V47H147ZM151 49V48H150ZM151 49V50H152ZM177 48L175 47V50H174V52L176 51L177 52V54H176V52H175V54H176V56L178 55V51H180L179 49H177ZM185 49L183 50V52L185 51ZM200 49V48H199ZM210 49V48H209ZM213 49V48H212ZM223 49V51L226 49H228V48H226L225 47V49L224 48H222ZM230 49V47H229V49L227 50V51H229V50H231ZM188 50L186 51L187 53H189V52H193V50L192 51H190L189 50V52H188ZM195 50H198V48L197 49H195ZM1 51V50H0ZM3 51V52H4ZM31 51V50H30ZM146 51H149V49L148 50H146ZM157 51H154V52H157ZM206 51V50H205ZM215 51H212V52H215ZM219 51H221V50H219ZM151 52V51H150ZM154 52H151L152 54L154 53ZM182 52V51H181ZM185 52V53H186ZM197 52V51H196ZM204 52V51H203ZM202 51L200 52V53H203ZM209 52H210V50H209ZM225 52V51H224ZM2 53V52H1ZM0 53V54H1ZM151 53H147L146 52V54H151ZM158 53H159V51H158ZM157 53V54H158ZM207 53V52H206ZM211 53V52H210ZM221 53V52H220ZM133 54V56H136L135 58V60L136 61H134L133 63H134V65L132 64V66L130 65H128V67H127V65H125L124 66V62H125V60H126V58H128L129 57V55H132ZM155 54V53H154ZM153 54V55H154ZM162 54H160L161 56H158V55H156V57L158 56V57H162ZM182 55H183V53H181ZM194 54V53H193ZM204 54H205V52H204ZM207 54H209V53H207ZM47 55H48V57H50V58H48L47 57ZM181 55V56H182ZM185 55H187V54H185ZM202 55V54H201ZM144 56H147V57H144ZM179 56V55H178ZM181 56H179V57H181ZM184 56V55H183ZM196 56H197V54H196ZM203 56V55H202ZM205 56V55H204ZM203 56V57H204ZM108 57L109 58H111L112 60H110L111 62H112V64H111V62L108 64V62H107V60H108ZM185 57V56H184ZM191 57V56H190ZM190 57H188V58H190ZM194 57V56H193ZM201 57V56H200ZM107 58V59H106ZM130 58H132V59H134V57H130ZM150 58V59H151ZM202 58V57H201ZM156 59V58H155ZM163 59L164 58H162V63H160L161 65L163 64ZM166 60H167V58H165ZM182 58H180V60H181ZM184 59V58H183ZM191 59V58H190ZM195 59V58H194ZM128 60V59H127ZM131 60V59H130ZM177 60H179V58L177 59ZM185 60H187V58L185 59ZM189 60V59H188ZM198 60V59H197ZM109 61V60H108ZM191 61H193V60H191ZM127 62V61H126ZM125 62V63H126ZM159 62H160V60H159ZM159 62H157V63H159ZM181 62H183V61H181ZM150 63V64H149ZM165 63L167 64V62L165 61ZM164 63V64H165ZM186 63V62H185ZM187 63H189L188 61H187ZM146 64V65H145ZM164 64H163V66H164ZM165 64V65H166ZM170 64V63H169ZM180 64V63H179ZM171 65H173V64H171ZM184 65V64H183ZM147 66V67H148ZM160 66V65H159ZM165 67V66H164ZM169 67V66H168ZM100 70H99V69ZM124 68V69H123ZM160 68V67H159ZM161 68H162V66H161ZM22 69H21V71H22ZM152 69H154L153 68V66H152ZM264 69V68H263ZM24 70V69H23ZM146 70H147V68H146ZM155 70V69H154ZM156 70H158V68L156 69ZM238 70V69H237ZM149 71V70H148ZM260 71V70H259ZM24 71H22L21 73H23ZM102 72V73H103ZM120 72H122V71H120ZM143 72H144V70H143ZM142 72V73H143ZM160 72V71H159ZM255 73H256V71H254ZM11 73H13V72H11ZM20 73V74H21ZM141 73V74H142ZM148 73V72H147ZM155 73V72H154ZM259 73L260 72H258V74L257 75H259ZM80 74V75H81ZM117 74V73H116ZM119 74H121V73H118L116 76H118ZM122 74H123V72H122ZM121 74V75H122ZM149 74V73H148ZM147 74V75H148ZM260 74H262V72L260 73ZM263 74H264V72H263ZM11 75V74H10ZM85 75V74H84ZM99 75H101L103 78H104V81H103V78H102V80L101 81H98V79H100L99 78ZM219 75V74H218ZM247 75V74H246ZM256 75V76H257ZM15 76V75H14ZM77 76H76V80H78V81H80V79L78 78L77 79ZM86 76V75H85ZM143 76H144V74H143ZM245 76V75H244ZM252 76V75H251ZM263 76V75H262ZM120 77V76H119ZM118 77V78H119ZM128 77V78H129ZM237 77V76H236ZM243 77V76H242ZM246 77H248V76H246ZM55 78V79H56ZM121 78V77H120ZM119 78V79H120ZM239 78V77H238ZM244 78V80H245V77H243ZM251 78V77H250ZM257 78V77H256ZM19 79V78H18ZM126 79H127V77H126ZM125 79V80H126ZM138 79V78H137ZM216 79V78H215ZM228 79V78H227ZM230 79V78H229ZM237 79V78H236ZM246 79H248V78H246ZM260 79H261V77H260ZM17 80V79H16ZM94 80L97 82V83H95L94 82ZM115 80V79H114ZM114 80H113V84H114V86H115V83H114ZM118 80V79H117ZM122 80V79H121ZM123 81V82H127L128 80H126V81ZM136 80V79H135ZM205 80V79H204ZM217 80V79H216ZM243 80V79H242ZM250 80H253V78L252 79H249L248 80V82L250 81ZM254 80H256L257 81V79H255V77H254ZM253 80V81H254ZM28 81V80H27ZM60 81V80H59ZM58 81V82H59ZM111 81V82H110ZM109 82L112 84V80H110ZM120 81V80H119ZM119 81H117V84L120 86V84L119 83H121V82H119ZM201 81V80H200ZM199 81V83H201V84H198V85H194V84H192V86L190 87V88H193V85L195 86V88H193V89H191L192 90V92H190V94H191V96H190V98H189V100H187V101H189V102H191V100L192 101H194V100H198L199 98H206V97H208L209 95H208V91H210V82H212V80H211V78H209V81H204L203 83L202 82H200ZM235 81V80H234ZM256 81H254V82H256ZM258 81H259V78H258ZM36 82V83H35ZM57 82V81H56ZM56 82H55V84H53L52 86H54V87H56V88H58L59 87V85L58 84H56ZM76 83H77V81H75ZM81 82V81H80ZM119 82V83H118ZM122 82V83H123ZM128 82H131V81H128ZM233 82V81H232ZM236 82V81H235ZM239 82V81H238ZM241 82V81H240ZM254 82H252L254 85H255V83ZM76 83H75V86L77 87V85H76ZM94 83H95V85H94ZM103 83L101 84V85H99V87L98 86H96V87H98V88H104V91H105V89H106V87H104L103 86ZM132 83V82H131ZM196 83V82H195ZM251 83V82H250ZM264 83V82H263ZM27 84H29V83H27ZM50 84H51V82H50ZM62 84V82L60 83V85ZM109 84V83H108ZM108 84H105V85H108ZM116 84V85H117ZM128 84H130V83H128ZM197 84V83H196ZM212 84H213V82H212ZM242 84V83H241ZM19 85V84H18ZM25 85V84H24ZM117 85V87H119ZM123 85V84H122ZM124 85H125V83H124ZM238 85V84H237ZM245 85H247V83H245ZM248 85H249V83H248ZM258 85V84H257ZM26 86V85H25ZM92 86V87H91ZM100 86H102V87H100ZM112 86L113 85H110L109 84V86H108V88L110 89V88H112ZM113 86V87H114ZM213 86V85H212ZM241 86V85H240ZM251 86H253V85H251ZM2 86H0V89L2 90V88H1ZM21 87V86H20ZM61 87H64V86H61ZM66 87V86H65ZM64 87V89H66L67 90V88H65ZM123 87V86H122ZM238 87V86H237ZM242 87H247V86H242ZM250 87V86H249ZM256 87V86H255ZM60 88V87H59ZM72 89V87L70 86V87H68V89ZM241 88V87H240ZM239 88V89H240ZM254 88V87H253ZM15 89V88H14ZM16 89H17V87H16ZM20 89V88H19ZM22 89V88H21ZM63 89V90H64ZM78 89V88H77ZM89 89H91L90 91H92V92H90L89 91ZM95 89V88H94ZM97 89V88H96ZM95 89V91H97ZM114 89V88H113ZM250 89H252V87H250ZM3 90L5 91V89L3 88ZM102 90V89H101ZM100 90V91H101ZM190 90V91H191ZM243 90V89H242ZM256 90V89H255ZM3 91V92H4ZM14 91V90H13ZM59 91V90H58ZM61 91V90H60ZM67 91H69V90H67ZM66 91V92H67ZM93 92V94H94V98H95V96L97 97L99 94H100V91H97V93H99L98 95H95V94H97L96 92ZM184 91V90H183ZM246 91H249V89L248 90H246ZM3 92H0V93H3ZM65 92V91H64ZM72 93V91L70 90L68 93ZM178 92H180V90L178 91ZM187 92V91H186ZM185 92V94L187 95V93ZM236 92V91H235ZM239 92V91H238ZM240 92H241V90H240ZM5 93H8L7 91L5 92ZM61 93V92H60ZM105 94L103 91L101 92V94ZM210 93V92H209ZM242 93H243V91H242ZM250 93V92H249ZM100 94V95H101ZM184 94V93H183ZM189 94V95H190ZM232 94V93H231ZM234 94V93H233ZM255 94V93H254ZM2 95V94H1ZM11 95V94H10ZM59 95V94H58ZM99 95V96H100ZM181 95V94H180ZM186 95H184V96H186ZM235 95V94H234ZM237 95L238 96H240V97H243V96H245V95H243V96H241L240 94H238L237 93ZM251 95V94H250ZM3 96V95H2ZM18 96V95H17ZM37 96H38V94H37ZM42 96H44L43 94H42ZM101 96H103V95H101ZM237 96V97H238ZM3 97H5V95L3 96ZM7 97H9L8 95H7ZM21 97V96H20ZM29 98L31 97V95L30 96H28ZM34 97H36V96H34ZM51 97V98H50ZM59 97V98H58ZM179 97H181V96H179ZM183 97V96H182ZM181 97V98H182ZM187 97H189L188 95H187ZM232 97V96H231ZM235 97V96H234ZM234 97H232V99L234 98ZM249 97V95L246 97L247 99H243L244 101H248V98ZM11 98V97H10ZM9 98V99H10ZM24 98V97H23ZM29 98H28V100H29ZM39 98V97H38ZM37 98V99H38ZM42 98V97H41ZM46 98V99H47ZM53 98V100H51V101H49V99H52ZM94 98H92V99H94ZM202 98H201V100H202ZM209 98V97H208ZM245 98V97H244ZM2 99V98H1ZM20 100H22V98H19ZM30 99H33V98H30ZM84 99V98H83ZM179 99V98H178ZM210 99V98H209ZM225 99V98H224ZM223 99V100H224ZM229 98H227V100H228ZM251 99V98H250ZM6 100V99H5ZM11 100V99H10ZM86 100V101H87ZM200 100V101H201ZM231 100V99H230ZM241 100H242V98H241ZM242 100V101H243ZM23 102L24 101H26L25 100V98H24V100H22ZM42 101V100H41ZM40 101V102H41ZM46 101V100H45ZM80 100L78 99V102H79ZM83 101V100H82ZM82 101H80V102H82ZM92 101V100H91ZM185 101H186V99H185ZM205 101V100H204ZM246 101V102H247ZM2 102H4V101H2ZM1 102V103H2ZM8 101H6V103H7ZM27 102V101H26ZM40 102H37V103H40ZM72 102H70V104H73ZM77 102V101H76ZM75 102V104H77ZM90 102V101H89ZM88 102V103H89ZM94 101H92V103H93ZM224 102V101H223ZM238 102V98H236V100H233V101H229V102H226L225 101V103L227 104V103H229L230 105H231V103H237ZM249 102H250V100H249ZM11 103V102H10ZM13 103H14V100H13ZM15 103H17V105H18V102L17 101H15ZM25 103V102H24ZM32 103V102H31ZM44 103V102H43ZM46 103V102H45ZM87 103V104H88ZM91 103V104H92ZM241 103H243V102H241ZM35 104V103H34ZM34 104H33V107H34ZM42 104V103H41ZM87 104H86V106H87ZM96 104V103H95ZM98 104V103H97ZM229 104H227V105H229ZM17 105H15L14 104V106H17ZM21 106H19V107H22L23 105L22 104H20ZM37 105H39V104H37ZM44 106L45 105H48V104H43ZM80 105H83V104H80ZM186 105V104H185ZM223 105H225L224 103H223ZM11 106V105H10ZM41 107H43L42 105H40ZM40 106H38V107H40ZM83 106H85V104L83 105ZM86 106L83 108V110L86 108ZM89 106H90V104L88 105V107L87 108H89ZM190 105L188 104V105H186V107H189ZM226 106V105H225ZM232 106V105H231ZM236 107H237V105H235ZM243 106V105H242ZM4 107V106H3ZM29 107H31V106H29ZM46 107L47 106H45L44 108L46 109ZM72 107V106H71ZM70 106H69V108H67V110L68 111H70V108H71ZM76 106H74L73 107V109L75 108ZM78 107V106H77ZM76 107V108H77ZM80 107V106H79ZM92 107H94L93 105H92ZM185 107V106H184ZM227 107V106H226ZM234 107V106H233ZM235 107V108H236ZM9 108V107H8ZM12 108V107H11ZM24 108V107H23ZM44 108L43 109H41V110H44ZM48 108H49V105H48ZM91 108V107H90ZM26 109V108H25ZM24 109V110H25ZM30 109V108H29ZM32 109H37V107L36 108H32ZM32 109H30L29 111H31ZM40 109L39 110H37L38 112H37V114L38 113H40L41 111H40ZM10 110V109H9ZM57 110L56 111H54L53 110V112L55 113H57ZM75 110V109H74ZM82 110V109H81ZM87 110V109H86ZM86 110H84V111H86ZM175 110V109H174ZM12 111H14V110H12ZM11 111V112H12ZM27 111V110H26ZM25 111V112H26ZM33 111V110H32ZM31 111V113H33V114H36V111L35 112H32ZM40 111V112H39ZM46 112L48 111V109H46L45 110ZM49 111H52V110H49ZM63 111H65V110H63ZM71 111H72V109H71ZM70 111V112H71ZM70 112H68L69 114H70ZM74 112V111H73ZM72 112V113H73ZM81 112V111H80ZM87 112H88V110L86 111V114H87ZM7 113V112H6ZM20 113V112H19ZM23 113V112H22ZM30 113V112H29ZM50 114L52 113V112H49ZM66 113V112H65ZM64 112H63V117L62 118H65L64 117V114H65ZM71 113V114H72ZM81 113H83V111L81 112ZM81 113L80 114H78V115H81ZM16 114V113H15ZM18 114V113H17ZM37 114L36 115H33V116H37ZM46 113H44V112H42L41 113V115H44V116H41L40 118L41 119H45V118H47L46 120H48V117H47V114L45 115ZM53 114V113H52ZM58 114V113H57ZM74 114V113H73ZM90 114V113H89ZM227 114V113H226ZM225 114V115H226ZM21 115H23V114H21ZM27 115V114H26ZM56 114H54V116H55ZM61 115V114H60ZM83 115H85V112H84V114ZM82 115V116H83ZM7 116V115H6ZM20 116V115H19ZM28 116V115H27ZM31 116V115H30ZM40 116V115H39ZM38 116V117H39ZM62 116V115H61ZM69 116V115H68ZM76 116V115H75ZM85 116H88V115H85ZM224 116V115H223ZM5 117V116H4ZM21 117V116H20ZM22 117H25V114L22 116ZM21 117V118H22ZM32 117V116H31ZM50 117H52L53 118V116H50ZM56 118H57V116H55ZM66 117H67V113H66ZM69 117H71V116H69ZM69 117H68V119L67 120H64L62 123H64V122H67V121H69L70 119H69ZM78 118L77 119H79L80 118V116H77ZM84 117V116H83ZM90 117V116H89ZM244 117V116H243ZM243 117H242V119H243ZM6 119H7V117H5ZM5 118H4V120H5ZM12 118L13 119H20L18 116H15V115H13L12 116ZM40 118H36L35 117V119H31V120H29L28 121V123H27V128H29V127H34V125L35 124H38L39 122H42V121H39V120H41ZM59 118H61V117H59ZM61 118V119H62ZM75 118V117H74ZM85 118H87V117H85ZM84 118V120H86ZM91 118V117H90ZM24 119V118H23ZM28 119V118H27ZM50 119V118H49ZM54 120H55V118H53ZM1 120H3V118H1ZM3 120V123L6 121H4ZM72 121H73V119H71ZM70 120V121H71ZM76 120V119H75ZM81 120V119H80ZM84 120H83V123H85L84 122ZM89 118H88V124H89ZM228 120V119H227ZM230 120V119H229ZM9 121V120H8ZM60 120L58 119V122H59ZM69 121V123H71ZM78 122H79V120H77ZM92 121H93V119H92ZM232 121V120H231ZM20 122V121H19ZM58 122H55L54 124H56L55 125V128H56V126H57V124H58ZM74 122V121H73ZM256 122H258V121H256ZM6 123H7V121H6ZM5 123V125L3 124V126H8L7 124ZM9 123V122H8ZM23 123V122H22ZM61 123V124H62ZM76 123V122H75ZM90 123L92 124V122L90 121ZM219 123V122H218ZM259 123H261V122H259ZM21 124V123H20ZM60 124V123H59ZM60 124V125H61ZM68 124V123H67ZM77 124V123H76ZM213 124H215V123H213ZM252 124V123H251ZM11 125V124H10ZM39 125H41V124H39ZM48 125H49V123H48ZM59 125V127L60 128H62V126H63V124H62V126H60ZM65 125V124H64ZM85 125V127L87 126V124H84ZM90 125V124H89ZM216 125H217V123H216ZM216 125H213V127L214 126H216ZM21 126H23V124H21ZM26 126H24V128L26 127ZM43 125H41V127H42ZM165 126V125H164ZM251 126V125H250ZM256 126V125H255ZM19 127H20V125H19ZM36 127V126H35ZM40 127V128H41ZM51 126H49L48 127V131H51L49 128H50ZM58 127V128H59ZM87 127H89V126H87ZM223 127V126H222ZM247 127V126H246ZM245 127V128H246ZM253 127V126H252ZM251 127V128H252ZM3 129H4V127H2ZM9 128H11L10 126H9ZM8 128V129H9ZM21 128V127H20ZM39 128V129H40ZM162 128V127H161ZM242 128V130H244L245 132H243V133H246V132H249V130H248V128L249 127H247L246 129L244 128L243 129V127H241ZM254 128V127H253ZM252 128V129H253ZM6 129V128H5ZM4 129V130H5ZM14 128H12L11 130H13ZM15 129H17V128H15ZM29 129H31V128H29ZM42 129V128H41ZM44 129V128H43ZM165 129V128H164ZM216 129V128H215ZM237 129V128H236ZM3 130V131H4ZM10 130V131H11ZM34 130H36V128L34 129ZM38 130V129H37ZM144 130V129H143ZM160 130V129H159ZM169 130V129H168ZM202 129H200V131H201ZM246 130H248V131H246ZM255 131L256 130H259V128L257 129H254ZM253 130V131H254ZM6 132L7 131H9V130H5ZM8 132L7 134H8V136H9V133H11V132ZM15 131V130H14ZM29 131V130H28ZM32 131H33V129H32ZM32 131H30V132H32ZM53 131H54V129H53ZM53 131H51V132H53ZM60 131H62V130H60ZM60 131H58L59 133H60ZM139 131V130H138ZM141 131V130H140ZM151 131V130H150ZM162 131V130H161ZM165 131V130H164ZM208 131H209V129H208ZM233 131H234V129L232 130V132L231 133H233ZM236 131V130H235ZM234 131V132H235ZM239 131V130H238ZM259 131H261V129L259 130ZM258 131V132H259ZM263 131V130H262ZM5 132V133H6ZM22 132V131H21ZM157 132V131H156ZM170 132V131H169ZM202 132V131H201ZM206 133H207V131H205ZM203 133L202 132V134L201 135H198V136H196V137H193V139L192 140H190L189 142H187V143H182V144H180V147H179V158L178 159H180V164H179V166H178V168H176L175 169V174H176V176L179 178V182L177 183V188H176V186H175V191H174V193H173V195H172V198L171 197H169L168 199H165V200H163L162 199V201H159V204L160 205H162L163 207H164V209L166 210V212L169 214V216L172 218V225H167V226H163V225H157V224H155V223H153V222H151L150 221V219H147V217H146V219H141V220H137V221H132L131 220V218L129 217V214H127L126 212H124L123 213V216H121V214H120V218L118 219L117 217H116V214H115V210H117V212H118V209L121 207V209L123 210V209H126L128 206H129V204H130V201H131V197L129 198V197H127V198H121L120 200L118 199V198H116V190H117V188L116 187H114V185L113 184H109V185H105V184H103V183H106L105 181H107V184L109 183V181L110 180H106L107 179V176L108 175H106V174H109V176H110V174L111 173H109L110 171H108L109 170V168H113V167H115V166H117V165H119V164H124L125 165V162H128V161H130V160H133L132 158H134V156L137 158V157H139V159H141V156L142 157H149L148 156V154L146 153V154H142V150H141V147L143 146V145H141L140 144V146H136L137 145V143H138V141H140L141 142V140H139L140 138H141V136H143L142 134H143V131H141V133H139V135H140V138H138V140H137V143H135V142H132V143H135V145L134 144H132L131 145V147H133V150L130 148L129 150L132 152V153H134V154H132V155H130V154H128L127 152H125V154H128L129 155V158L128 159H123V160H126V161H123L122 160V158L121 157H124L125 155H122V153L121 152H117L116 151V148L115 147H113V150H115V152L114 151H107L106 150V148H105V150L104 149H100V150H96V151H102V152H98L99 154H98V156L96 155V156H91V157H94L93 159H89V158H85V157H83L82 155V158H77L78 156H77V154H79V153H77L76 154V158L74 157H66V159H65V161L63 160V161H61V162H59V163H55V164H58L57 166L53 163V164H51L50 166H52V167H54V168H56L57 167V169H59V171L58 172H51V171H49V170H44L43 169V167L42 168H37V165H39V164H33V165H35V167L37 168H35L34 166H33V169H31L30 170V175H32L31 177H33L34 179L33 180H35V182L38 184V186H39V190H40V193H41V195L44 197V199H45V201H46V203H47V205H49V207H50V209H51V211L53 212V213H55L57 216H58V220H56L55 221V226H56V229H60V231H61V235H63V237H65V236H69V235H73V233L75 234V232L76 233H79L80 231L83 233L84 232V230H85V232H86V230L90 227L91 228V226L92 225H94V224H98L99 223V225H101L102 224V222H104V223H108V222H110V223H112L113 225L112 226H114L116 223H119V225L121 224V225H124L125 226V228H126V230L128 229V231L127 232H130V233H133L134 235H150V234H153V235H156V236H159V237H161V238H163V239H171V240H174V241H177V243L178 242H181V243H183V244H185V245H189V246H192V245H195V246H197L198 247V245L200 244V242H201V240H200V237L198 236V235H192L191 233H190V230H189V226H188V222H187V217H186V204H187V202H188V200H189V197H188V194H186V190H183V188L181 187L183 184H185L187 181L188 182H192L193 183V185H194V188H195V190H196V199L198 200L200 197H204V195H205V191H206V183L207 182H209L211 179H212V177L213 176H215L216 174H217V169H218V166H219V163H220V160H221V157H222V155H223V148H222V143H219V141H218V143L219 144H217V145H214V143L212 144V143H209V144H207L206 143V141H205V139L204 138H206V137H204V136H206L207 134L206 133ZM223 132V131H222ZM24 133H26V132H24ZM46 133H47V131H46ZM54 133H55V131H54ZM54 133H52V134H54ZM56 133H57V131H56ZM151 133V132H150ZM199 133V132H198ZM197 133V134H198ZM236 133H237V131H236ZM241 133V132H240ZM240 133H239V135H240ZM250 133V132H249ZM254 133H256V134H258L257 132H254ZM262 133H264V131L262 132ZM15 134V133H14ZM13 134V132L10 134L11 136L12 135H14ZM48 134V133H47ZM51 134V133H50ZM50 134H48L49 136L47 137V139L50 137ZM206 134V135H205ZM212 134V133H211ZM219 134V133H218ZM238 134V133H237ZM256 134H252V133H250V135H248V136H253V135H256ZM46 135V134H45ZM44 135V136H45ZM56 135H58V134H55L54 136H56ZM130 135V134H129ZM132 136H133V134H131ZM134 135L136 136V133H134ZM137 135H138V133H137ZM195 135H196V133H195ZM234 135H236V134H234ZM242 135V134H241ZM244 135V134H243ZM243 135L241 136L242 138H243ZM246 135V134H245ZM245 135H244V138H246L245 137ZM53 136V135H52ZM131 136V137H132ZM209 137L211 136V135H208ZM207 136V137H208ZM7 136H5V138H6ZM13 137V136H12ZM16 137V136H15ZM17 137H19L20 138V136H17ZM16 137V138H17ZM23 137V136H22ZM21 137V140L22 139H24V137L22 138ZM26 137V136H25ZM127 137L128 136H126V139H127ZM138 137V136H137ZM204 137V138H203ZM230 137H233V135H230ZM230 137H229V139H230ZM237 137H239V136H237ZM254 137V136H253ZM258 136L256 135V140H259V139H261L260 137H262V136H259L258 138H257ZM14 138V137H13ZM12 138V139H13ZM18 138V139H19ZM27 138V137H26ZM40 138H42V137H40ZM54 138V137H53ZM53 138H51V139H53ZM133 138V137H132ZM132 138H130L131 140H132ZM152 138H154V137H152ZM211 138V137H210ZM209 138V139H210ZM220 138V137H219ZM235 138V137H234ZM234 138H233V140H234ZM250 138H252V137H250ZM255 138V137H254ZM263 138V137H262ZM1 139H4V138H0V140ZM7 139V138H6ZM12 139H11V144H12ZM28 139H29V136H28ZM31 139H33V138H31ZM43 139V138H42ZM45 139V138H44ZM44 139H43V141H44ZM50 139V138H49ZM50 139V140H51ZM123 138H121V140H122ZM135 139V138H134ZM133 139V140H134ZM247 139H249V137H247ZM246 139V140H247ZM5 140V139H4ZM4 140H3V142H4ZM8 140V142H5V144L6 143H9V139H7ZM14 140V139H13ZM39 140V139H38ZM129 140V139H128ZM127 140V141H128ZM208 140V139H207ZM236 140V139H235ZM234 140V141H235ZM243 140V139H242ZM245 140V139H244ZM243 140V141H244ZM245 140V141H246ZM252 140V139H251ZM250 140V141H251ZM255 140V141H256ZM18 141V140H17ZM20 141V140H19ZM30 141V140H29ZM39 141H41V140H39ZM47 142L49 141V140H46ZM116 141V140H115ZM122 141H124V140H122ZM130 141V140H129ZM129 141L127 142V143H129ZM144 141V140H143ZM211 141V140H210ZM212 141H213V139H212ZM211 141V142H212ZM223 141V140H222ZM236 141H238V139L236 140ZM236 141H235V143H236ZM248 141V140H247ZM255 141H253V143L255 142ZM262 141H263V139H262ZM22 142V141H21ZM27 142V141H26ZM46 142V143H47ZM131 142V141H130ZM139 142V143H140ZM214 142V141H213ZM216 142V141H215ZM230 142V141H229ZM249 142V141H248ZM258 142V141H257ZM256 142V144H258ZM260 142V141H259ZM264 142V141H263ZM14 143V142H13ZM25 143V142H24ZM40 143V142H39ZM38 143V144H39ZM116 143H120V144H122L121 142H116ZM126 143V142H125ZM138 143V144H139ZM143 143V142H142ZM144 143H146V142H144ZM149 143V142H148ZM158 143H160V141L158 142ZM233 143V142H232ZM238 144H236V147L238 148V150L241 148V146L239 145V144H241V141H239V142H237ZM243 143H245V142H243ZM247 143V142H246ZM251 143V142H250ZM10 144V145H11ZM20 144V143H19ZM19 144L17 145L18 147H19ZM37 144V145H38ZM41 144L43 145V143H42V141H41ZM44 144H45V141H44ZM101 144V143H100ZM150 144V143H149ZM249 144V143H248ZM255 144V143H254ZM253 144V145H254ZM7 145V144H6ZM21 146H23V145H27V143L26 144H20ZM31 144H29V146H30ZM37 145H35V147L37 146ZM102 145V144H101ZM100 145V146H101ZM127 145V144H126ZM125 145V146H126ZM146 145V144H145ZM152 145H154V144H152ZM158 145V144H157ZM228 145V147L227 146H225V148L227 147L228 148V151H229V147L231 146H229V144H227ZM243 145V144H242ZM250 145V144H249ZM253 145H252V147H253ZM1 146H2V144H1ZM14 146V145H13ZM29 146L27 145V147L29 148ZM32 146V145H31ZM30 146V148L32 149V147ZM33 146H34V144H33ZM43 146H45V145H43ZM103 146V148H104V145H102ZM109 146H111V145H109ZM119 146H121V145H119ZM151 145H148V147H150ZM155 146V145H154ZM234 146V145H233ZM251 146V145H250ZM122 147H124L123 146V144H122ZM128 147H129V144H128ZM144 147V146H143ZM147 147V146H146ZM157 147V146H156ZM244 148L241 150H239V154H240V158L238 157V159H239V161H238V163H237V165H236V163H235V166H234V164H233V166L235 167V169H234V171H233V173H232V180H235V181H233V183L235 184L234 186H235V190L237 191H239V190H241L242 189V187L244 188V187H247L248 185V182H247V180H249L251 177H249L251 174H246V172H248V170H250L252 167H254L255 165V159L256 158H258V156H257V154L258 153H256V155L253 153V154H251L250 155V157L247 155L248 153L247 152H249L250 150H252V148L251 149H249L250 147L247 145L246 146V144H245V146H243ZM255 147L256 146H254V148L253 149H255ZM15 148H17V147H14V149ZM25 148H26V146H25ZM29 148V149H30ZM37 148V147H36ZM38 148H39V146H38ZM45 148V147H44ZM43 148V149H44ZM47 148V147H46ZM92 148H93V146H92ZM94 148H96V147H94ZM94 148H93V150H94ZM112 148V147H111ZM110 148V149H111ZM115 148V149H114ZM127 148V147H126ZM145 148V147H144ZM151 148V147H150ZM154 148V147H153ZM159 148V147H158ZM12 149V148H11ZM30 149V150H31ZM42 149V148H41ZM48 149V148H47ZM50 149V148H49ZM99 149V148H98ZM120 150L122 149V148H119ZM146 150H147V148H145ZM145 149H143V150H145ZM206 149H209V155H207L208 154V152L206 151ZM16 150V149H15ZM15 150H13V152L15 151ZM19 150V149H18ZM29 150V151H30ZM38 150V149H37ZM89 150V149H88ZM125 150V149H124ZM126 150H128V149H126ZM149 150V149H148ZM147 150V151H148ZM154 150V149H153ZM153 150H151L152 152H153ZM226 150V149H225ZM259 149H258V147H257V152H259L258 151ZM17 151V150H16ZM36 151V150H35ZM43 151V150H42ZM50 151V150H49ZM122 151V150H121ZM138 151H140V152H138ZM155 151V150H154ZM253 151V150H252ZM252 151H250V153H252ZM255 151V150H254ZM253 151V152H254ZM12 152V153H13ZM18 152V151H17ZM16 152V154H18ZM23 152V151H22ZM24 152H27V151H25L24 150ZM23 152V153H24ZM32 152V151H31ZM52 152V151H51ZM84 152V151H83ZM86 152V151H85ZM89 152H91V151H89ZM88 152V153H89ZM130 152V153H131ZM160 152V151H159ZM159 152H157V153H159ZM36 153V152H35ZM87 153V152H86ZM124 153V152H123ZM156 152L155 153H153L154 155L155 154H157ZM249 153V154H250ZM261 154H262V152H260ZM259 153V154H260ZM27 154V153H26ZM34 154V153H33ZM63 155L64 154H66V153H62ZM93 154V153H92ZM95 154H97L96 152H95ZM95 154H93V155H95ZM159 154H161V153H159ZM167 154V153H166ZM238 154V153H237ZM258 154V155H259ZM263 154H264V151H263ZM32 155V154H31ZM51 155H52V153H51ZM71 155V154H70ZM75 155V154H74ZM86 155V154H85ZM88 155V154H87ZM89 155H90V153H89ZM127 155V156H128ZM158 155V154H157ZM168 155V154H167ZM47 156V155H46ZM55 156H57V154L55 155ZM60 156H62V155H60ZM80 156V157H81ZM130 156H132V158L130 157ZM153 156V155H152ZM156 156V155H155ZM264 156V155H263ZM34 157V156H33ZM159 157V156H158ZM163 157V156H162ZM166 157V156H165ZM169 157V156H168ZM171 157V156H170ZM245 157H246V159H245ZM51 158V157H50ZM56 158H58V156L56 157ZM55 158V159H56ZM59 158H61V157H59ZM68 158V159H67ZM52 159V158H51ZM54 159V158H53ZM54 159V160H55ZM62 159V158H61ZM64 159V158H63ZM143 160H144V158H142ZM146 159V158H145ZM150 159V158H149ZM153 159H155V161H156V159H157V157L156 158H153ZM163 159V158H162ZM237 159V160H238ZM44 160V159H43ZM88 160H91V161H88ZM134 160H136L135 158H134ZM159 161V160H158ZM169 161V160H168ZM226 161V160H225ZM247 161V163H249V165H251V166H244V163ZM78 162H81V164L80 163H78ZM154 162V161H153ZM47 163V166L50 164V163H52L51 161H48V162H46ZM223 163V162H222ZM78 164H80V165H78ZM121 164V165H122ZM127 164V163H126ZM55 165V166H54ZM120 165V166H121ZM225 165V164H224ZM254 165V166H253ZM42 166H46V164L45 165H42ZM46 166V167H47ZM50 166H48V168L50 167ZM51 167V168H52ZM118 167V166H117ZM126 167V166H125ZM35 168V169H34ZM45 168V167H44ZM50 168V169H51ZM54 168H53V170H54ZM87 169V170H86ZM52 170V171H53ZM60 170H63V171H60ZM216 170V173H214V171ZM79 171H82L81 173H84V171L85 172H87V171H89V173H90V171L91 172H94V173H97V174H99V175H101V176H103V175H105L106 176V178H105V181H101L102 179H100L99 177H96L97 176V174L94 176L93 175V173L92 174H90L91 176L90 177H88V175L86 176V174H88V172L87 173H84V175L86 176V177H88V178H84V176L82 175V174H78V172ZM108 173H107V172ZM112 171H114V170H112ZM111 171V172H112ZM117 171V170H116ZM120 171V170H119ZM75 172H77V173H75ZM106 172V173H105ZM115 172V171H114ZM103 173V174H102ZM105 173V174H104ZM82 175V176H81ZM98 175V176H99ZM115 175V174H114ZM173 175V174H172ZM231 175V174H230ZM95 177L94 179H89V178H92V177ZM175 176V177H176ZM173 177V176H172ZM234 177V178H233ZM102 178V177H101ZM103 178V179H104ZM237 178V179H236ZM111 179V178H110ZM176 179V178H175ZM231 180V181H232ZM251 181V180H250ZM103 182V183H102ZM116 182H118V181H116ZM120 182V181H119ZM252 182V181H251ZM232 183V184H233ZM250 183V182H249ZM118 184V183H117ZM120 184V183H119ZM176 184V183H175ZM117 186V185H116ZM233 186V187H234ZM233 187H232V190H233ZM121 188V187H120ZM119 191V190H118ZM120 192V191H119ZM121 193V192H120ZM149 193V192H148ZM146 194H147V192H146ZM150 194V193H149ZM152 195V194H151ZM123 196V195H122ZM146 196H148V195H146ZM264 196V190H262V192H261V194H259V195H257V196H255V198H253V196H252V198H251V196H248V197H246L245 199H244V201H241L242 203H240V202H238V204L239 205H243V204H245V203H243V202H246V203H248V205L250 204V203H253V202H255V201H258L259 199L260 200H262L261 198ZM150 197V196H149ZM153 197V196H152ZM151 197V198H152ZM154 198V197H153ZM160 198V197H159ZM154 200H156V199H154ZM153 202H155V201H153ZM155 203H158V202H155ZM18 206H21V207H25V206H28L29 205V201H28V199H27V197H25V196H22L21 198H20V200H19V202H18ZM251 205V204H250ZM127 211V210H126ZM55 214H53L54 216H55ZM54 216H53V218H54ZM57 216H56V218H57ZM119 216V215H118ZM101 223V224H100ZM104 223H103V225H104ZM111 225V224H110ZM53 226H54V224H53ZM54 226V227H55ZM96 226V225H95ZM106 226V225H105ZM108 226V225H107ZM106 226V227H107ZM116 226V225H115ZM50 227V226H49ZM109 227V226H108ZM121 227V226H120ZM97 228V227H96ZM106 229V228H105ZM8 230V229H7ZM11 230V229H10ZM78 231V232H77ZM0 247H4L3 249H0V264H21V260H20V257L18 256L17 257V255H15L14 256V254H13V256L12 255H10V251L11 252H13V250L11 249H9L8 247V249L10 250H8L7 248H5L6 246H8V244H7V241L9 240L8 239V237H9V231H6L5 229L4 230H0ZM84 232V233H85ZM90 232V231H89ZM126 232V231H125ZM86 233H88V232H86ZM94 233V232H93ZM102 233V232H101ZM58 234V233H57ZM59 234V235H60ZM205 234H206V239H208V238H210V236H211V232H210V229L207 227V229H206V231H205ZM129 235V234H128ZM132 235V234H131ZM91 236H92V233H91ZM34 237V236H33ZM59 237H61V236H59ZM93 237H95V236H93ZM97 237V236H96ZM98 237H100V235H98ZM66 238V237H65ZM31 240H32V242L34 243V244H37V245H50V244H52L51 243V240H49V239H40V238H31ZM61 240V239H60ZM10 241V240H9ZM53 241V240H52ZM11 243V242H10ZM86 245V244H85ZM84 245V246H85ZM10 246V245H9ZM11 248V247H10ZM42 248V247H41ZM15 250V249H14ZM15 251H17V250H15ZM15 254L17 253V252H14ZM18 254V253H17ZM144 256H142V257H146V256H148V252L146 251V252H144ZM176 255L178 256H185V255H189V252H188V250L186 249V248H181V249H179L177 252H176ZM178 256V257H179ZM17 257V258H16ZM261 257H264V230H257V231H250L249 229H246L245 228V226L244 225H242V224H240V223H234V225H233V228H232V230H231V233H230V235H229V237L224 241V242H222L219 246H217L216 248H215V252H214V254L212 255V257H210V259H209V264H256V262L258 261V259H260ZM128 260V259H127ZM134 260H136V257H134V255H131V257H129V262H133ZM102 261V260H101ZM27 262H25V264H26ZM35 263V260L33 261V260H29L28 261V264H34ZM99 263V262H98ZM98 263H95V264H98ZM99 264H110V262L109 261H107V259L106 260H103L102 262H100ZM207 264V263H206Z\"/></svg>",
	"mask_w": 264,
	"mask_h": 264
}]
</instances>
